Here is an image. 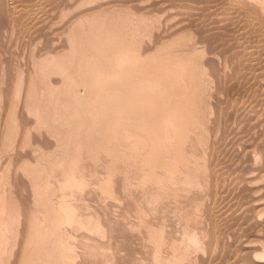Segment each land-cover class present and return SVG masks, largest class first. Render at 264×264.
Here are the masks:
<instances>
[{
	"label": "rangeland",
	"instance_id": "rangeland-1",
	"mask_svg": "<svg viewBox=\"0 0 264 264\" xmlns=\"http://www.w3.org/2000/svg\"><path fill=\"white\" fill-rule=\"evenodd\" d=\"M7 1V2H6ZM54 1V0H53ZM52 0H0V54L1 55V59H0V87L3 90L8 89V99H17V95H18V91H20V81H22V79L24 78L27 80L26 82H28V80H30V77H28V74H31V89H32V94H34V98L32 97L31 101L32 106L35 107L36 104L39 105V108H41L42 106H46L44 107L45 109H47V113L44 111V115L46 114H52L49 111H56L57 109H60L63 111V113L65 112L66 115L62 116V118L57 117V114L59 113L58 111L54 112V114H52L50 121H48L47 123H45L44 121H42L40 123V125H37V123L33 124L35 121L36 122V115L35 113H32V116L34 118H31V124L30 126H28V129L31 130L29 137L27 139V142L24 143L22 146L24 152H22L21 154L17 155V150H16V154L14 155L13 153H11L12 151H10L9 153L5 152L4 154L1 152L3 150L4 145H2V141L0 140L1 143V147L2 150L0 151V160L3 161L2 157H4V159H7L8 156H11L10 158H12L13 160H17V162L13 161L12 167L16 168H12L11 170V175L8 172L7 168L5 170L4 167H2V163L0 165V190L3 188H8V185L10 186V183L8 182L10 180V182H14V191L15 192V198L18 199V201H22L25 202L26 204V210H27V218L29 216V218H31V240L28 236H25L26 234L28 235V231L29 229L23 225H21V229L20 226L18 228V221H16L17 216L13 217L15 218V224L14 222H12V220L9 221V224L14 226L12 230L11 228L9 229L8 227V231L6 232V237L4 238V242H3V246L1 248L0 254H1V261L0 264H9L11 261V263L14 264H18V262H20L19 260H21L20 264H28V257L31 253V264H160L163 260L167 259V257H163L162 253H165L164 251H166V255L170 254L172 255L173 252H177L175 255H178L179 258L176 259V263L175 264H232L231 262H233V264H253L251 263L250 260V256L245 254L248 257H245L244 253L242 251H240L239 244L237 245L236 242L241 239L246 238L244 231V228L241 225H238V222H243L241 220V216L236 215L238 212H236L237 207H235L237 201H238V196L244 194V191H248L250 190V188H252V190L254 192H257V188L259 187V191H261L260 187L262 188V191H264V176H259V174L255 175L253 180H252V186H245L244 183L241 182L242 177L244 178V176L246 174H248L249 171H251L248 168V163L250 165L253 164V162L255 163L258 158H261V151L263 150L261 146H263L264 148V57L261 59V57L259 56H250L249 54H247L249 57H245V56H239V54H236V49H240V47L235 46L234 39L238 38V36L234 38V36L231 33L228 32L230 31V29L232 28L231 25L226 26L229 27L227 28V30L224 28L222 30H219V33H216V37L214 39H216L214 47L221 46V48L223 49V51H225V54H229V56L231 55L230 53H232V58H234L232 60L231 56L228 57L227 60H225V57H221V58H215L213 60H208V62H213V67L208 64V62L206 63V61H204L203 59H201L199 57V59H196L198 57L193 56L192 59H190L191 61H188L189 63L187 64V66L189 64V67L191 66V70L196 71V67H197V72H194L193 74L194 76V84L195 82L197 84H199V86L197 84L194 85V92L197 96L196 100V107L198 108L199 111V117L200 115L205 117V119L203 117H200L201 122L199 121L197 126H194V130L191 131L190 126L187 127V133L184 132V141L182 146L184 147L183 149H187L191 152H193V158L190 162V177H188V181L186 183L185 180H182L183 177L180 174H177V178H175L176 180H178V178H181L179 180H181V182L178 180V182L175 180L174 183L172 182H167V183H163L157 180L158 179V173H159V166L158 165H153L150 162L147 163V158L150 157V154H152L154 152L153 148L155 147L154 141L150 140L153 139L154 137H156V135L154 134H150L153 136H149V134H142L140 133L141 129L140 126L136 125L137 122L134 121H130V124H128V134L126 135L124 133V129L126 128L125 126H121L120 124L116 125L115 129H117V136L113 139V155L110 158V156H108V153L105 151V155H104V151L100 150L99 153H91L90 151H87V148H83V150H80V156L78 158H75L76 160H78V163L76 166H74L71 171L75 172H71L69 168V163L71 161H73L71 157H69L70 155L72 156L74 149V144H76V142H73L75 139L71 136V131L73 132L74 129L71 128L73 123L76 124V118H72V116L68 113L71 111L70 106L66 104L67 107H69V109L67 110L66 107H64L65 103L59 101L57 102V95H62L59 94V91H63L65 90V93H67V95L64 93L62 96H64L66 98V96H69L68 94H70L68 91V89L70 87L63 86L61 84V81L64 80L67 75L64 71H61L59 68L62 66L65 68V70H69L70 64H71V60L74 57H77L79 55L83 56L84 54L87 53V55L92 54L93 51L91 52L90 50V46L89 45H85V43H87L85 40H87L85 37L87 36L90 31V28L88 27L92 22H93V18L97 19L94 14L97 13H92L91 11H95L93 9L94 5L95 7H97L96 11L100 10V1L103 0H98L96 2V4L93 5V3H88V0H55L53 2ZM70 1H75L73 2V4L70 3ZM76 1H78L77 3L80 4L78 6L76 5ZM96 1V0H95ZM94 1V3H95ZM125 2H130L129 0H124ZM171 0H169L170 3ZM178 2H176L177 4L182 2V11L183 9H185L184 12H186V10H190L187 12L192 13L193 10L198 11L197 12V17H199V22H203V23H208V20H211V14L206 10V7H202L203 9H195V7H200L199 4H196V2H194L195 0H177ZM82 2V3H81ZM103 2H107V1H103ZM103 2L102 6H103ZM124 2V3H125ZM172 3L176 4L175 1H171ZM188 2V3H186ZM6 3V4H5ZM22 3V4H21ZM27 5H26V4ZM48 3V4H47ZM53 3V5H52ZM61 3V4H60ZM120 3V5L117 6H113L115 7L114 12L111 11V13L105 12L102 14H97L100 18L102 16L105 17V15H110L111 17L113 16H120V17H124L126 15H130V20L128 18L127 24L129 26V28L131 27V29L134 31L133 35V47L131 46L133 51L134 48V52L137 50L138 52H144L142 53L143 55H150L152 54V52L154 53V51L158 50L156 53H158V57L160 56H164L165 59H169V55H172V53H177L180 49L179 46L181 47L182 44L187 45L188 49L189 46L192 43V39H190V30H187V33L184 31V34H176V35H170V37L168 36V38L166 37V34L168 33L167 30L170 26L167 24H171L172 21H174V17L172 16V11H171V7H168L169 12L166 11V9L160 8L158 5H154L150 6L146 11L145 17H144V23L140 22L142 25L139 26V20L137 22V20L135 21L136 17H137V7H133L135 9H133L130 5V3L132 4V1L130 3ZM186 3V4H185ZM192 3V5H190ZM8 4V5H7ZM30 4V5H29ZM44 4V5H43ZM46 4V5H45ZM55 4V5H54ZM65 4V5H64ZM89 6L92 4V6ZM122 4V5H121ZM185 4V6H184ZM194 4V5H193ZM10 5V6H9ZM18 5V6H17ZM23 7H22V6ZM33 5V6H32ZM35 5V6H34ZM38 5V6H37ZM43 5V6H42ZM100 5V6H99ZM112 6V4H110ZM133 5V4H132ZM189 7H188V6ZM15 6V7H14ZM25 6V7H24ZM37 6V7H36ZM41 6V7H40ZM58 6V8H56ZM67 6V7H66ZM106 7L109 5L106 4ZM109 8H112V7ZM120 6V7H119ZM192 6V7H191ZM5 7V8H4ZM31 7V8H30ZM50 7H52L50 9ZM63 7V8H62ZM75 9H74V8ZM89 7V8H88ZM152 7V8H151ZM187 7L189 9H187ZM9 8V9H8ZM13 8V9H12ZM16 10H15V9ZM27 10H26V9ZM56 8V9H55ZM156 8V9H155ZM158 8V9H157ZM205 8V9H204ZM3 9V10H2ZM6 9V10H5ZM12 9V10H11ZM21 11H20V10ZM38 9V11H37ZM48 9V10H47ZM58 9V10H57ZM65 11H64V10ZM90 9V10H88ZM93 9V10H92ZM160 9V10H159ZM5 10V12H4ZM26 10V11H23ZM31 12H30V11ZM35 10V11H34ZM61 10V11H60ZM80 10V11H79ZM88 10V11H87ZM113 10V8H112ZM157 10V11H156ZM206 10V12H205ZM9 11V12H8ZM12 11V12H11ZM15 11V12H14ZM19 11V12H18ZM37 11V12H36ZM51 11V12H50ZM55 11V12H54ZM58 11V12H57ZM64 11V12H63ZM118 11V12H117ZM129 14H128V12ZM133 11V12H132ZM149 11V12H148ZM165 12L167 14V16L165 17V13L163 14L162 12ZM192 11V12H191ZM194 11V12H195ZM28 12V13H26ZM40 12V13H39ZM60 12V14H59ZM73 12H76L73 13ZM83 12V13H82ZM85 12H87L85 14ZM109 12V11H108ZM147 12L150 14H147ZM158 12V13H157ZM186 12V13H187ZM6 13V14H5ZM8 13V15H7ZM10 13V14H9ZM14 13V14H13ZM26 13V15H25ZM35 15H34V14ZM46 13V15H45ZM119 13V14H118ZM136 13V15H134ZM162 13V14H161ZM169 13V15H168ZM189 13V14H190ZM200 13V14H199ZM203 13V14H202ZM207 13V14H206ZM12 14V16H11ZM16 14V15H15ZM18 14V15H17ZM22 14V15H21ZM42 14V15H41ZM75 14V16H74ZM83 16H81V15ZM133 14V15H132ZM33 15V16H32ZM38 15V16H37ZM41 15V16H40ZM73 15V16H72ZM102 15V16H101ZM207 15V16H206ZM9 16V17H8ZM11 16V17H10ZM18 16V17H17ZM21 16V17H20ZM23 16V17H22ZM26 16V17H25ZM64 16V17H63ZM71 16V17H70ZM79 16V18L77 17ZM106 16V17H107ZM115 16V17H116ZM172 16V17H171ZM175 16V15H174ZM204 16V17H203ZM7 17V18H5ZM17 17V19H16ZM34 17V18H33ZM38 17V18H36ZM50 19H49V18ZM76 17V18H75ZM103 17V18H104ZM105 17V18H106ZM110 17V18H111ZM170 19H169V18ZM23 18V19H22ZM59 20H58V19ZM70 18V19H69ZM87 18V19H86ZM109 19V16L107 17ZM118 18V17H117ZM134 18V19H133ZM172 18V19H171ZM13 19V20H12ZM26 19V21H25ZM31 19V20H30ZM37 19V20H36ZM41 19L43 21H41ZM49 19V20H48ZM67 19V20H66ZM78 19V21H77ZM80 19V20H79ZM132 19V20H131ZM203 19V20H202ZM17 20V21H16ZM23 20V21H22ZM54 22H53V21ZM70 20H73L72 23ZM87 20V21H86ZM164 20V21H163ZM166 20V22H165ZM172 20V21H171ZM3 21V22H2ZM7 21V22H6ZM14 21V22H12ZM20 21V22H19ZM22 21V22H21ZM28 21V22H27ZM45 21V24L43 23ZM58 21V22H57ZM70 21V22H69ZM84 21V22H83ZM131 21V22H130ZM135 21V22H134ZM170 21V22H169ZM31 22V23H30ZM48 22V23H47ZM63 22V23H62ZM75 22V23H74ZM80 22H82L83 24H81ZM129 22V23H128ZM134 22V24L132 23ZM138 25H137V23ZM147 25H146V23ZM158 22V23H156ZM233 24H236V20L233 19L232 20ZM5 23V24H3ZM8 23V24H7ZM16 23V24H14ZM24 23V24H21ZM33 23V24H32ZM38 23V25H37ZM50 23V24H49ZM77 23V24H76ZM131 23V24H130ZM160 23V24H159ZM7 24V27H6ZM12 24V25H11ZM48 24V25H47ZM52 24V25H51ZM65 24L67 26H65ZM164 24V25H163ZM28 25V26H27ZM44 25V26H43ZM70 25V26H69ZM86 25V26H85ZM14 26V27H13ZM16 26V27H15ZM25 26V27H24ZM41 26V27H39ZM58 26V27H56ZM62 26V27H60ZM65 26V27H64ZM133 26V27H132ZM135 26V27H134ZM150 26V27H149ZM167 30H165V28ZM10 27V28H9ZM22 27V28H21ZM32 27V28H30ZM55 27V28H54ZM75 27V28H74ZM161 27V30H160ZM15 28V29H13ZM30 28V29H29ZM51 28V29H50ZM54 28V29H53ZM59 28V29H58ZM65 32H64V30ZM67 28V29H66ZM70 28V29H69ZM82 28L84 29L83 31L85 33L88 32V34H84V32L82 31ZM87 28V29H86ZM89 28V29H88ZM2 29V30H1ZM4 29V30H3ZM7 29V31H6ZM9 29V30H8ZM20 29V30H18ZM23 29V30H22ZM38 29V30H36ZM42 31H40V30ZM53 29V30H52ZM15 30V31H14ZM27 30V32H26ZM46 30V31H45ZM50 30V31H49ZM67 30V31H66ZM156 30V31H155ZM4 31V32H3ZM11 31V33H10ZM13 31V32H12ZM45 31V33H44ZM80 31H82V33H80ZM87 31V32H86ZM165 32V36L163 35ZM22 32V33H21ZM42 32V33H41ZM50 32V33H49ZM53 32V33H52ZM55 32V33H54ZM223 32V33H222ZM227 32V33H226ZM13 33V34H12ZM16 33V34H15ZM38 33V34H37ZM41 33V34H39ZM48 33V34H46ZM57 33V34H56ZM8 34V35H7ZM34 34V35H33ZM43 34V35H42ZM46 34V35H45ZM55 34V35H53ZM72 34V35H71ZM92 34V36H91ZM91 34H89L88 36L91 40V38L93 37V33L91 31ZM152 34V35H151ZM162 34V36H161ZM186 36H182L185 35ZM219 34V35H218ZM231 34V35H230ZM255 34H261V31H256ZM2 35V36H1ZM5 35V36H4ZM16 35V36H15ZM40 35V36H39ZM50 35V37H49ZM84 35V37H83ZM155 35V36H154ZM158 37H157V36ZM160 35V37H159ZM221 35V36H220ZM223 35V36H222ZM4 36V37H3ZM22 36V37H21ZM37 36V37H36ZM48 36V37H47ZM54 36V37H52ZM67 36V37H66ZM154 39H150L153 38ZM164 36V37H163ZM176 36V37H175ZM179 36H182V40L184 39L182 43L180 40H177ZM206 36V35H205ZM211 36V35H210ZM7 37V38H6ZM65 37V38H64ZM70 37V38H69ZM166 37V38H165ZM187 37V38H186ZM15 38V39H14ZM17 38V39H16ZM40 38V39H38ZM51 38V39H50ZM85 38V39H84ZM171 38V39H170ZM173 38V39H172ZM177 38V39H176ZM186 38V39H185ZM5 40V41H2ZM12 39H14L12 41ZM159 39V40H158ZM188 39V40H187ZM190 39V40H189ZM213 39V40H214ZM230 39V40H229ZM9 40V43H8ZM18 40V43H17ZM20 40V41H19ZM57 42H56V41ZM155 40V42L153 41ZM161 40V42H160ZM174 40H177L176 42H174ZM224 40V42H222ZM232 40V41H231ZM236 40V39H235ZM22 41V42H21ZM27 41V42H26ZM30 41V42H29ZM50 41L52 42L50 44ZM152 41V42H151ZM180 41V43L178 42ZM221 41V42H220ZM229 43H227V42ZM237 41V40H236ZM245 43L248 41V39H244ZM14 42V43H13ZM24 42V43H23ZM56 44H55V43ZM59 42V43H58ZM61 42V43H60ZM66 42V43H65ZM85 42V43H84ZM148 42V43H147ZM174 42V43H173ZM179 43L175 44V43ZM191 42V43H190ZM7 43V44H6ZM79 43V44H78ZM153 45H152V44ZM164 43V44H163ZM187 43V44H186ZM226 43V44H225ZM31 44V45H30ZM46 44V45H45ZM53 44V46H52ZM58 44V45H57ZM59 44H63L62 46H60ZM67 44V45H66ZM145 46H144V45ZM150 44V45H149ZM181 44V45H180ZM219 44V45H217ZM12 47H10V46ZM15 45V46H14ZM59 47H57V46ZM142 45V46H141ZM155 45V46H154ZM159 45L161 47H159ZM163 45V46H162ZM177 45V46H176ZM189 45V46H188ZM226 45V47H225ZM147 47V48H146ZM153 47V50H152ZM156 47V50H154ZM164 47V48H163ZM177 47L179 50H177ZM186 46H182V48L184 49ZM187 47L185 49H187ZM232 47H236L235 49H233ZM238 47V48H237ZM264 47V46H263ZM262 47V48H263ZM13 50H11V49ZM16 48V49H15ZM53 48V49H52ZM78 48V49H77ZM139 48V49H138ZM158 48V49H157ZM170 48V49H169ZM229 48V49H228ZM261 48V49H262ZM2 49V51H1ZM4 49V50H3ZM6 49V50H5ZM10 51H7L9 50ZM58 49V50H57ZM143 49V50H142ZM149 51H148V50ZM160 49V50H159ZM231 49V50H230ZM234 51H233V50ZM45 50V51H44ZM72 50V51H71ZM78 50V51H77ZM151 50V51H150ZM177 50V51H176ZM14 51V52H13ZM43 51V52H42ZM70 51V52H69ZM82 51V52H81ZM160 51V53H159ZM230 51V53L228 52ZM263 51V50H262ZM20 52V54H19ZM23 54H22V53ZM56 52V54H55ZM74 52V53H73ZM85 52V53H83ZM134 52H131L132 54ZM148 52V53H147ZM164 52V53H163ZM235 52V54H234ZM8 53L10 55H8ZM27 53V54H26ZM44 53V55H43ZM48 53V54H46ZM71 53L73 55H71ZM155 53V55H157ZM170 53V54H169ZM41 54V55H40ZM54 54V55H53ZM58 54V55H57ZM70 54V55H68ZM160 54V56H159ZM168 54V55H167ZM175 54L170 56L171 58L174 56ZM13 55V56H12ZM21 55V56H20ZM77 55V56H76ZM154 55V54H153ZM166 55L168 57H166ZM236 55V56H235ZM238 55V56H237ZM7 56V57H6ZM9 56V57H8ZM46 56V57H45ZM40 57V58H39ZM51 57V58H50ZM62 57V58H61ZM173 57V58H174ZM196 57V58H195ZM239 57V58H238ZM25 58V59H24ZM231 58V59H229ZM8 59V60H7ZM12 59V60H11ZM15 59V60H14ZM17 59V60H16ZM23 59V60H22ZM29 59V60H28ZM43 59V60H42ZM63 59V60H62ZM156 59V58H155ZM256 59V60H255ZM14 60V61H13ZM28 60V61H27ZM36 60V61H35ZM217 60V61H216ZM221 60V61H220ZM232 60V62H231ZM242 60V61H241ZM13 61V62H12ZM24 61V62H23ZM33 61V62H32ZM66 61V63H65ZM111 61V60H110ZM193 61V62H192ZM224 61V62H223ZM229 61V62H228ZM234 61V62H233ZM251 61V62H250ZM256 61V62H254ZM263 61V62H261ZM9 62V63H7ZM16 62V64H15ZM42 62V63H41ZM60 62V63H59ZM63 62V63H62ZM202 62V63H201ZM228 62V63H227ZM241 62V63H240ZM247 62V63H246ZM253 62V63H252ZM19 63V64H18ZM28 63V64H27ZM113 63V61H112ZM152 63V62H151ZM187 63V62H185ZM217 65L215 66L214 65ZM219 63V64H218ZM257 63V64H256ZM31 64V65H29ZM64 64V65H63ZM105 64V63H104ZM115 66V63H113ZM206 64H208V66H210V70L207 68V66H205ZM231 64V65H230ZM234 64V65H233ZM245 64V65H244ZM20 65V66H19ZM59 65V66H58ZM61 65V66H60ZM69 65V67H67ZM219 65V66H218ZM239 65V68H238ZM252 65V67H251ZM10 66V67H9ZM24 66V67H23ZM42 66V67H41ZM113 66V67H114ZM205 66V67H204ZM223 66V67H222ZM229 66V67H227ZM236 66V67H235ZM12 67V68H11ZM23 67V68H22ZM29 67V68H28ZM205 71V75L203 74V68ZM225 67V68H224ZM248 67V68H247ZM262 67V68H261ZM15 68V69H14ZM36 68V69H35ZM214 68V69H213ZM221 68V69H220ZM228 68V70H227ZM252 68V69H251ZM254 68V69H253ZM7 69V70H6ZM23 69V70H22ZM25 69V71H24ZM28 69L30 71H28ZM114 68H112L113 70ZM219 69V70H218ZM226 69V71H224ZM230 69V70H229ZM239 71H237V70ZM243 69V70H242ZM10 70V72H9ZM12 70V71H11ZM15 70V71H14ZM17 70V71H16ZM54 70V71H53ZM115 70V69H114ZM201 70V71H200ZM209 70V71H208ZM211 70H213L215 73L216 77H218V79L216 77L213 78V75H211V73L213 74L214 72H210ZM222 70V71H221ZM236 70V71H235ZM250 70V71H249ZM254 70V71H252ZM260 72H259V71ZM19 71L21 72L19 75ZM235 71V73H234ZM248 71V72H247ZM7 72V73H6ZM15 72V73H14ZM18 72V73H17ZM24 72V73H23ZM26 72V73H25ZM32 72V73H29ZM114 72V71H112ZM202 72V73H201ZM237 72V73H236ZM239 72V73H238ZM256 72V73H255ZM258 72V73H257ZM263 72V73H262ZM23 73V75H22ZM197 73V74H195ZM225 73V74H224ZM228 73V74H227ZM243 73L245 74L243 76ZM247 73V74H246ZM9 74V75H8ZM11 74H13L11 76ZM42 74V75H41ZM204 76H203V75ZM219 74L222 76H219ZM27 75V76H25ZM79 75V74H78ZM78 75H72L69 79L74 83H77L79 81L82 80V76L78 77ZM202 75V76H201ZM259 75V76H258ZM4 76V77H3ZM17 76V78H16ZM75 76V77H74ZM226 76V77H225ZM229 76V77H228ZM243 76V77H242ZM253 76V77H252ZM8 77V78H7ZM14 77V78H13ZM59 77V78H58ZM69 77V75H68ZM200 77V78H199ZM222 79H221V78ZM247 77V78H246ZM249 77V78H248ZM5 78V79H4ZM13 78V79H12ZM21 78V79H20ZM52 78V79H51ZM63 78V79H62ZM233 78V79H232ZM245 78V79H244ZM255 78V79H254ZM18 79V80H17ZM62 79V80H61ZM69 79H67V83H69L70 81H68ZM81 79V80H79ZM228 79V80H227ZM240 79V80H239ZM251 79V80H250ZM261 79L263 81H261ZM9 82H8V81ZM78 80V81H76ZM204 80V81H203ZM215 82H214V81ZM216 80H218L216 82ZM225 80H227L225 82ZM234 80V81H233ZM251 82H250V81ZM1 81L3 82V84L1 83ZM5 81V82H4ZM38 81V83H37ZM198 81V82H197ZM214 83H213V82ZM248 81V82H247ZM253 81V82H252ZM8 82V83H7ZM42 82V83H41ZM49 82V83H48ZM55 82V83H54ZM201 82V83H200ZM212 82V83H211ZM221 82V83H220ZM229 82V83H228ZM261 82V83H260ZM263 82V83H262ZM5 83H7L6 87ZM14 83V84H13ZM16 83V84H15ZM40 83V84H39ZM57 83V84H56ZM60 83V84H59ZM74 83V85H75ZM236 83V85H235ZM238 83V84H237ZM254 83V84H253ZM256 83V84H255ZM2 84V85H1ZM208 84V85H207ZM214 84L215 86L213 87ZM258 84V85H257ZM263 84V86H262ZM11 85V86H10ZM35 87H34V86ZM62 85V86H61ZM198 86L195 87V86ZM249 85V86H248ZM260 85V86H259ZM43 86V87H42ZM217 86V87H216ZM232 86V87H231ZM245 86V87H244ZM257 86V87H256ZM65 87V88H64ZM213 87V89H212ZM219 87H221L219 89ZM234 87V88H233ZM240 87V88H239ZM253 87V88H252ZM256 87V88H255ZM261 87V88H259ZM19 88V90L17 89ZM85 87L82 86V88L80 87V92L83 91ZM200 88V91L198 90L196 93V90ZM205 88V89H204ZM215 88V89H214ZM245 88V89H244ZM252 88V89H251ZM263 88V89H262ZM2 89H0V91H3ZM13 89V90H12ZM37 92H36V90ZM55 89V90H54ZM74 89V87H73ZM219 89V90H218ZM222 89V90H221ZM226 89V90H225ZM239 91H238V90ZM249 89V90H248ZM52 93L54 92L53 95V100L49 99L48 102L52 101L53 103H51L49 105V103L45 102V105H43V101L44 99H47V91ZM224 90V92H223ZM262 90V92H261ZM211 91V92H210ZM252 91V92H251ZM254 91V92H253ZM259 91V92H258ZM17 92V93H15ZM56 92V94H55ZM85 91H83L84 93ZM202 92V93H201ZM214 94H213V93ZM217 94H216V93ZM231 92V93H230ZM261 92V93H260ZM12 93V94H11ZM36 93V95H35ZM44 93V94H43ZM46 93V94H45ZM204 93V94H203ZM212 93V94H211ZM230 93V94H229ZM240 93V94H239ZM263 93V94H262ZM10 94V95H9ZM17 94V95H16ZM210 94V95H209ZM225 94V95H224ZM253 94V95H252ZM201 95L203 96V98H201ZM230 95V96H229ZM237 95V96H236ZM14 97L12 99V97ZM207 96V97H206ZM239 96V97H238ZM241 96V97H240ZM255 96V98H254ZM10 97V98H9ZM46 97V98H45ZM70 97V96H69ZM200 97V98H199ZM209 97V98H208ZM217 97V98H216ZM224 97V98H223ZM227 97V98H226ZM68 98V97H67ZM208 98V99H207ZM216 98V99H215ZM220 98V99H219ZM232 98V99H231ZM259 98V99H258ZM34 99V100H33ZM40 99V100H38ZM70 99V98H68ZM236 99V100H234ZM254 99V100H253ZM45 100V101H47ZM202 101V102H199ZM217 100V101H216ZM231 100V101H230ZM261 100V101H260ZM199 103H198V102ZM230 101V102H229ZM35 102V104H34ZM42 102V103H41ZM245 102V104H244ZM201 103L202 106H200L199 104ZM214 103V104H212ZM226 103V104H225ZM237 103V104H236ZM242 103V104H239ZM250 103V104H249ZM254 103V104H253ZM258 103V104H257ZM57 104V105H56ZM206 104V105H205ZM230 104V105H229ZM235 104V105H234ZM239 104V105H238ZM248 104V105H247ZM244 105V106H242ZM49 106V107H48ZM205 110H204V107ZM242 106V107H241ZM261 106V107H260ZM199 107H203V108H199ZM227 107V108H226ZM240 107V109H239ZM246 107V108H245ZM259 107V108H258ZM57 108V109H56ZM66 108V110H65ZM213 108V109H212ZM221 108V109H220ZM231 108V109H230ZM252 108V109H251ZM255 108V109H254ZM201 109V110H199ZM234 109V110H233ZM236 109V110H235ZM238 109V110H237ZM263 109V110H261ZM65 110V111H64ZM204 110V111H203ZM208 110V111H207ZM222 110V111H221ZM202 111V113H201ZM238 113H234V112ZM239 111V112H238ZM254 111V112H252ZM259 113H258V112ZM256 112V113H255ZM251 113V114H250ZM261 113V114H260ZM49 114V115H50ZM60 114V113H59ZM58 114V116H59ZM208 114V115H207ZM229 114V115H228ZM235 114V115H234ZM244 114V115H243ZM247 114V115H246ZM253 114V115H252ZM54 115V116H53ZM250 115V116H248ZM258 115V116H257ZM69 116V118H68ZM224 116V117H223ZM228 116V117H227ZM241 116V117H239ZM57 117V119H56ZM65 117H67V120ZM84 117V116H83ZM216 117V118H215ZM218 117V118H217ZM222 117V118H221ZM251 117V118H250ZM257 117V118H256ZM260 117V118H259ZM55 118V119H54ZM86 117H84L85 119ZM216 120H215V119ZM226 118V119H225ZM236 118V119H235ZM244 118V119H243ZM248 118V119H247ZM255 118V119H254ZM35 119V120H34ZM54 119V120H53ZM62 119V120H61ZM67 121H66V120ZM204 119V120H203ZM228 119V122H227ZM254 119V120H253ZM257 119V120H256ZM20 119L17 120L16 123V127L17 124L19 127L22 126V124L19 121ZM53 120V121H52ZM64 120L66 122H64ZM74 120V121H73ZM87 120L89 121V117H87ZM91 120V119H90ZM240 120V121H239ZM246 120V121H245ZM247 120H249L247 122ZM258 122H256V121ZM63 121V123H62ZM70 121H72L70 123ZM100 124H101V120ZM98 121V122H99ZM215 121V122H213ZM226 121V123H225ZM231 121V122H230ZM237 121V122H236ZM243 121V122H242ZM132 122V123H131ZM204 122V123H203ZM221 122V123H220ZM246 122V123H245ZM254 122V123H253ZM45 123V124H43ZM66 123V124H65ZM89 123V122H87ZM202 123V124H201ZM241 123H244L241 124ZM251 123V124H250ZM253 123V124H252ZM255 123L257 125H255ZM99 124V123H98ZM132 124V126H131ZM201 124V125H200ZM208 124V125H207ZM213 124V125H212ZM241 124V126H239ZM262 124V125H261ZM48 125V126H47ZM62 125V126H61ZM103 125V124H102ZM100 126L104 128V126ZM170 125V126H168ZM212 125V126H211ZM224 125V126H223ZM243 125V126H242ZM247 125V126H246ZM253 125V126H252ZM57 126V127H56ZM66 126V127H65ZM201 126V127H200ZM205 128H204V127ZM256 126V127H255ZM258 126V127H257ZM261 126V128H260ZM46 127V128H44ZM50 127V128H49ZM123 127V128H122ZM133 127V128H132ZM213 129L214 131L212 132L213 134H211V132L206 131V133L203 131H205V129L207 130V128ZM214 127V128H213ZM241 127V128H240ZM250 127V128H249ZM35 128V129H34ZM63 128V130H62ZM83 128V127H82ZM81 128V130H83ZM122 128V129H121ZM138 128V129H137ZM189 128V129H188ZM192 128V127H191ZM202 130L200 131L199 130ZM232 128V129H231ZM244 130H243V129ZM247 128V129H246ZM259 128V129H258ZM33 129V130H32ZM42 129V130H41ZM73 129V130H71ZM134 129V130H133ZM165 129V131H164ZM196 129V131H195ZM204 129V130H203ZM218 129V130H217ZM221 129V130H220ZM237 129V130H236ZM239 129V130H238ZM242 129V130H241ZM254 129V130H253ZM71 130V131H70ZM140 132H139V131ZM169 130V131H167ZM174 130V131H173ZM201 132H199V131ZM224 130V131H223ZM236 130V131H235ZM262 130V131H261ZM51 131V132H50ZM58 131V132H57ZM70 131V132H69ZM171 131V132H170ZM191 131V133L189 132ZM195 131V132H194ZM242 131V132H241ZM247 131V132H246ZM258 131V132H256ZM35 132V133H34ZM42 132V133H41ZM62 132V133H61ZM138 134H137V133ZM172 134H170V133ZM207 132L209 133V135L207 134ZM223 132V133H222ZM226 132V133H225ZM251 132V134H250ZM74 133V132H73ZM140 133V134H139ZM190 133V134H189ZM197 133V134H196ZM247 133V134H246ZM257 133V134H256ZM260 133V134H259ZM32 134V135H31ZM36 134V136H35ZM42 134V136H41ZM58 134V135H57ZM164 134V135H163ZM166 134V135H165ZM194 134V135H193ZM203 134V135H202ZM211 134V135H210ZM221 138H220V136ZM233 134V135H232ZM237 134V135H236ZM240 134V135H239ZM246 134V135H245ZM263 134V135H262ZM34 135V137H33ZM64 135V136H63ZM67 135V136H66ZM119 135V136H118ZM170 135V137H169ZM202 135V136H201ZM216 135V137H215ZM259 135L261 137H259ZM71 136V139H69ZM83 137V135H81ZM103 135L101 134V137L97 139H103L102 137ZM148 136V137H147ZM230 136V137H229ZM234 136V137H233ZM240 136V137H239ZM243 136V137H242ZM250 136V137H249ZM32 137V138H31ZM140 137V138H139ZM153 137V138H152ZM162 137H163V143L166 144L168 146V144H172L174 145L175 143L177 144L178 142V138L179 136L176 135L175 136V129L174 126H172L171 124H166L163 129H162ZM187 137V138H186ZM189 137V138H188ZM223 137V138H222ZM238 137V138H237ZM248 137V138H247ZM253 137V138H252ZM1 138V137H0ZM30 138L32 140H30ZM37 138V139H35ZM165 138V139H164ZM174 138V139H173ZM214 140H213V139ZM216 138V139H215ZM219 138V139H218ZM227 140H226V139ZM246 138V139H245ZM258 138V139H257ZM261 138V140H260ZM67 139V140H66ZM123 139V140H122ZM138 139V140H137ZM149 139V140H148ZM172 139V140H171ZM194 139V141H192ZM222 139L224 141H222ZM249 139V140H248ZM256 139V142H255ZM44 140V141H43ZM53 140V141H52ZM61 140V141H60ZM71 140H73L71 142ZM177 140V141H175ZM202 140V142H201ZM209 140V141H208ZM218 140V141H217ZM241 140V141H240ZM253 140V142H252ZM33 141V142H31ZM36 141V142H35ZM119 141V142H118ZM168 141V142H167ZM171 141V142H170ZM205 141V142H204ZM208 141V142H207ZM213 141V142H212ZM216 141V142H215ZM247 141V142H246ZM249 141V142H248ZM262 141V142H261ZM40 145H39V143ZM41 142L43 143V145L41 144ZM45 142V143H44ZM51 142V143H50ZM54 142V143H53ZM64 142V143H62ZM122 142V143H121ZM152 142V144H150ZM191 144H190V143ZM219 142V144H218ZM223 142V143H222ZM230 142V144H229ZM236 142V143H235ZM240 144H239V143ZM244 142V144L242 143ZM248 144H246V143ZM252 142V144H251ZM50 145H49V144ZM59 143V144H57ZM174 143V144H173ZM188 143V144H187ZM205 143V145H204ZM232 143V144H231ZM258 143V144H257ZM260 143V145H259ZM54 144V145H51ZM73 144V145H72ZM195 144V145H194ZM222 144V145H221ZM246 144V145H245ZM251 145H256L258 146V148L260 147V152L257 149V146H250ZM34 145V146H33ZM42 145V146H41ZM45 145V146H44ZM47 145V146H46ZM49 145V146H48ZM193 145V146H192ZM208 145V146H207ZM216 145V146H215ZM236 145V146H235ZM245 145V146H243ZM44 146V147H43ZM52 146V147H51ZM58 146V147H57ZM64 146V147H63ZM67 146V147H66ZM192 146V147H191ZM219 146V147H218ZM227 146V147H226ZM243 146V147H242ZM0 147V148H1ZM25 147V148H24ZM84 147V145H83ZM139 147V149H138ZM151 147V148H150ZM169 147V146H168ZM217 147V148H216ZM229 147V148H228ZM236 147V148H235ZM245 147V148H244ZM251 147V148H250ZM255 147L254 150H252ZM53 148V149H52ZM59 148V149H58ZM61 148V149H60ZM66 148V149H65ZM71 148V149H70ZM75 148V147H74ZM200 148V149H199ZM244 148V149H243ZM43 149V150H42ZM46 149V150H45ZM87 149V150H86ZM137 149V150H136ZM153 151H151V150ZM205 149V150H203ZM213 149V150H212ZM219 149H221L219 151ZM37 150V151H36ZM48 150V151H47ZM86 150V151H85ZM195 150V151H194ZM201 150V151H200ZM234 150V152H233ZM240 150V151H239ZM246 150V151H243ZM61 153H59V152ZM67 151V152H66ZM70 151V152H69ZM152 153H151V152ZM188 151L187 153L189 154ZM203 151V152H202ZM210 151V152H208ZM219 151V152H218ZM249 151V152H248ZM252 155H251V153ZM49 152V153H48ZM63 152V153H62ZM66 152V153H65ZM87 152V154H86ZM89 152V153H88ZM103 152V153H102ZM196 152V153H195ZM225 152V153H224ZM228 154H227V153ZM255 152V155H254ZM259 152V153H258ZM56 153V154H55ZM59 153V154H58ZM101 153V154H100ZM204 153V154H203ZM251 155L248 156L246 154ZM260 155H258V154ZM12 154V155H11ZM28 154V155H27ZM64 154V155H63ZM67 154V155H66ZM69 154V155H68ZM95 154V155H94ZM100 154V155H99ZM116 154V155H115ZM140 154V155H139ZM237 154V155H236ZM204 155V156H202ZM212 155V156H211ZM214 155V156H213ZM245 155V156H244ZM31 158H30V157ZM36 156V157H35ZM46 156V157H45ZM63 156V158H62ZM108 156V157H107ZM128 156V157H127ZM199 156V157H198ZM208 156V157H207ZM211 156V157H210ZM222 156V157H221ZM239 156V157H238ZM248 156V157H246ZM254 156V157H253ZM65 157V158H64ZM67 157V158H66ZM90 157V158H89ZM102 157V158H101ZM198 157V158H197ZM229 157V158H228ZM231 157V158H230ZM236 157V158H235ZM243 160H241L242 158ZM251 157V160L254 158V160H250L249 158ZM256 157V159H255ZM18 158V159H17ZM21 158V159H20ZM36 158V159H35ZM52 158V159H51ZM111 159L110 162L111 166H110V170H111V180L109 175L107 174V161L106 159ZM153 159H155L154 157H152ZM212 158V159H211ZM226 158V159H225ZM61 159V160H60ZM87 159V160H86ZM137 159V160H136ZM195 159V160H194ZM207 159V160H206ZM249 159V160H248ZM60 160V161H59ZM90 160V161H89ZM133 160V161H132ZM140 160V161H139ZM220 164H219V162ZM224 160V161H223ZM229 160V161H228ZM234 160V161H233ZM0 161V162H1ZM50 161V162H49ZM69 161V163H68ZM87 161L89 163H87ZM149 161V160H148ZM210 161V162H209ZM241 161V163H240ZM258 161H263L258 160ZM23 162V163H22ZM64 162V163H62ZM209 162V163H208ZM232 162V164H231ZM238 162V163H237ZM244 162V164H243ZM22 163V164H21ZM59 163V164H58ZM62 163V164H61ZM72 163V162H71ZM91 163V165H90ZM206 163V164H205ZM211 163V164H210ZM216 163V164H215ZM218 163V165H217ZM228 163V164H227ZM235 163V164H234ZM258 162H256L257 164ZM82 164V165H81ZM192 164V165H191ZM208 164V165H207ZM213 164V165H212ZM225 164V165H224ZM230 164V165H229ZM237 164V166H236ZM260 164V163H259ZM21 165V166H20ZM37 165V166H36ZM102 165V166H101ZM204 165V166H203ZM206 165V167H205ZM211 165V166H209ZM215 165V166H214ZM228 165V166H227ZM239 165V166H238ZM243 165V166H242ZM246 165V166H245ZM33 166V167H32ZM68 166V167H67ZM194 166V167H193ZM220 166V168L218 169V167ZM222 166V167H221ZM226 166V167H225ZM230 166V167H229ZM19 167V168H18ZM49 167V168H48ZM93 167V169H92ZM123 167V169H122ZM137 167V168H136ZM210 167V168H209ZM217 167V168H216ZM225 167V168H224ZM239 167L244 168L243 169H239ZM4 170H3V169ZM30 168H31V174L33 171L38 170L41 171V175H39V179L37 178V174L35 175L33 172V175L30 174ZM37 168V169H36ZM44 168V169H42ZM58 168V169H57ZM66 168V169H65ZM98 168V169H97ZM118 168V169H117ZM120 168V169H119ZM200 168V169H199ZM214 168V169H213ZM233 168V169H231ZM49 169V170H48ZM65 169V170H64ZM75 169V170H74ZM143 169V170H142ZM226 169V170H225ZM228 169V170H227ZM18 170V171H17ZM68 170V171H67ZM78 170V171H77ZM90 173H89V171ZM195 170V172H194ZM224 170V171H223ZM234 172H233V171ZM249 170V171H247ZM45 171V172H44ZM56 171V172H55ZM67 171V172H66ZM118 171V172H117ZM123 171V172H122ZM154 171V172H153ZM193 171V172H192ZM218 172V174L216 172ZM221 171V172H220ZM237 171H239L237 173ZM243 171V172H242ZM55 172V173H54ZM60 172V173H59ZM68 173V174H65ZM109 172V171H108ZM126 172V173H125ZM146 172V173H145ZM158 172V173H155ZM203 172V173H202ZM212 172V173H211ZM214 172V173H213ZM245 172V173H244ZM15 173V176H14ZM19 173V174H18ZM44 173V174H43ZM70 173V174H69ZM102 173V174H101ZM124 173V174H123ZM200 173V174H199ZM209 173V174H208ZM228 173V174H227ZM13 174V175H12ZM43 174V176H42ZM58 174V175H57ZM75 176H74V175ZM76 174L78 176H76ZM106 174V175H105ZM149 174H153V175H149ZM192 174V176H191ZM197 174V175H196ZM206 176H205V175ZM223 174V175H222ZM230 174V175H229ZM235 174V176H234ZM238 174H240L238 176ZM244 176H243V175ZM18 175V176H17ZM72 176L71 178H69L70 176ZM126 175V176H125ZM210 175V177H209ZM228 175V176H226ZM60 176V177H59ZM69 176V177H68ZM100 176V177H99ZM108 176V177H107ZM150 178H149V177ZM213 176V177H212ZM215 176V177H214ZM17 179H16V178ZM19 177V178H18ZM36 177V178H35ZM41 177V178H40ZM65 177V178H64ZM68 177V178H67ZM80 177V180L82 182H80V180L78 179ZM108 178L110 180V183L108 185H106V181ZM115 177V178H114ZM194 177V178H193ZM207 177V178H206ZM223 177V178H222ZM263 177V178H262ZM4 178V179H3ZM22 178V179H21ZM43 178V179H42ZM46 178V179H45ZM74 178V179H73ZM94 178V179H93ZM156 178V179H154ZM203 178V179H202ZM220 178V180H218ZM222 178V180H221ZM240 178V181H239ZM9 179V180H8ZM13 179V180H12ZM50 179V180H49ZM68 179H72V184L70 183V181ZM106 179V181H105ZM150 179V180H148ZM153 179V180H152ZM191 179V180H190ZM207 179V180H205ZM208 179L210 180V183L208 181ZM214 179V180H213ZM218 181H217V180ZM227 179V180H226ZM232 179V180H230ZM260 181H259V180ZM21 180V181H20ZM34 181H38L37 183L41 182V181H45L47 182L46 184V189L49 191V195L53 197V200L51 202L52 206L54 208V213H53V218L51 221V224H53V227L55 229V233L54 235H52L50 237V240L48 243H46V246L52 245L56 243L57 240V244L59 247H55L57 249L55 254L53 256H49L47 258V255L40 252L42 250H45V248H43L42 246V242H41V237L44 234V232L47 230L46 227H48V223L46 221H41L42 217H40V219H38L39 217H37L38 215L41 214V208H39L40 204L39 202H37L36 200V187H35V183ZM74 180H79L76 181ZM89 180V181H88ZM146 180V181H145ZM224 180V182H223ZM237 180V182H236ZM7 181V182H6ZM24 181V182H23ZM49 181V182H48ZM64 181V182H63ZM69 181V182H68ZM96 181V182H95ZM158 181V182H157ZM205 181H206V186H205ZM208 181V182H207ZM216 181V182H213ZM222 181V182H221ZM226 181V182H225ZM231 183H230V182ZM263 181V182H262ZM95 182V183H94ZM219 182V184H218ZM241 182V183H240ZM28 183V184H27ZM79 183V184H78ZM211 184L209 186V184ZM235 183V184H234ZM237 183V185H236ZM259 183V184H258ZM8 184L7 186L4 185ZM19 184V185H18ZM51 184V185H50ZM66 184V185H65ZM113 184V185H112ZM121 184V185H120ZM130 184V185H129ZM148 184V185H147ZM244 184V185H242ZM3 185V186H2ZM127 185V186H126ZM164 185V186H163ZM204 185V186H203ZM215 185V186H214ZM222 185V186H221ZM224 185V186H223ZM232 185V186H231ZM256 185V186H255ZM16 186V188H15ZM27 186V187H26ZM34 186V188H33ZM100 186V187H99ZM115 186V187H114ZM182 186V187H181ZM226 186V187H225ZM235 186V187H234ZM241 186V188L239 187ZM90 187V188H89ZM111 187V188H110ZM151 187V188H150ZM154 187L156 189H154ZM188 187V188H187ZM216 187V188H215ZM229 187V188H228ZM239 187V188H238ZM247 187V188H246ZM255 187V188H254ZM257 187V188H256ZM23 188V189H22ZM26 188V190L24 189ZM30 188V189H29ZM33 188V189H32ZM92 188V189H91ZM121 188V189H120ZM169 188V189H168ZM212 188V190H211ZM235 188V189H234ZM244 188V189H243ZM18 189V190H16ZM82 189V190H81ZM136 189V190H135ZM141 189V190H139ZM153 189V190H152ZM165 189V190H162ZM184 189V190H182ZM195 189V190H194ZM210 189V190H209ZM228 189V190H226ZM233 189V190H232ZM255 189V190H254ZM91 190V191H90ZM188 190V192H187ZM208 192H207V191ZM221 190V191H220ZM232 190V191H231ZM244 190V191H243ZM18 191V193H17ZM89 191V192H88ZM96 191V193L94 192ZM99 191V192H98ZM177 191V192H176ZM191 191V192H190ZM88 192V194H87ZM134 192V193H133ZM171 192V193H170ZM182 192V194H181ZM216 192V193H215ZM227 192V193H226ZM238 192V194H237ZM241 192V193H240ZM31 193V194H30ZM35 193V194H34ZM78 193V194H77ZM117 193V194H116ZM128 193V194H127ZM139 193V194H137ZM146 193V194H145ZM158 193V194H157ZM194 193V194H193ZM211 193V194H210ZM218 193V194H217ZM226 193V195H225ZM263 194L260 195H264V192H261ZM29 194V195H28ZM96 194V195H95ZM132 194V195H131ZM137 194V195H136ZM145 194V195H144ZM157 194V195H156ZM174 194V195H173ZM182 199L181 198V196ZM208 196H207V195ZM229 194V195H228ZM232 194V195H231ZM240 194V195H239ZM258 194V193H257ZM85 195V196H84ZM89 195V196H88ZM117 195V196H116ZM129 195V196H128ZM139 195V196H138ZM163 195V196H162ZM168 195V196H167ZM22 196V197H21ZM29 196V197H28ZM75 196V197H74ZM87 196V197H86ZM94 196V197H93ZM133 196V197H132ZM146 196V197H145ZM176 196V197H175ZM180 196V198H179ZM190 196V197H189ZM210 196V197H209ZM231 196V197H230ZM78 197V198H77ZM121 197V198H120ZM155 197V198H154ZM166 197V198H165ZM189 197V199H188ZM209 199H207V198ZM213 197V198H212ZM223 197V198H222ZM25 198V199H24ZM32 198V199H31ZM81 198V199H80ZM111 200H108L110 199ZM126 198V199H125ZM132 200H131V199ZM142 198V199H141ZM159 198V199H158ZM174 198V199H173ZM193 198V199H192ZM212 198V199H211ZM27 199V200H26ZM65 199V200H64ZM85 199V200H84ZM102 199V200H101ZM136 199V200H135ZM153 199V201H152ZM158 199V200H157ZM191 199V200H190ZM207 199V200H206ZM225 199V201H223ZM232 199V200H231ZM27 202H26V201ZM30 200V201H29ZM71 200V201H70ZM97 202H96V201ZM173 200V201H172ZM182 200V201H181ZM63 201L64 205L68 206H72V207H65V209L62 207L58 208V205H56L58 202ZM75 201V202H74ZM89 203H88V202ZM91 201V202H90ZM125 201V202H124ZM139 201V202H138ZM180 201V202H179ZM185 201V202H184ZM190 201V202H188ZM208 201V202H207ZM227 201V203H226ZM102 202V203H101ZM105 202V203H104ZM112 202V203H111ZM171 202V203H170ZM188 202V203H187ZM193 202V203H191ZM211 202V203H210ZM215 204H214V203ZM225 202V203H223ZM86 203V204H85ZM107 203V204H106ZM109 203V204H108ZM126 203V204H125ZM185 203V204H184ZM187 203V204H186ZM202 203V204H201ZM217 203V204H216ZM229 203V204H228ZM39 204V205H38ZM123 204V205H122ZM134 204V205H133ZM142 204V205H141ZM173 204V205H172ZM199 206H198V205ZM208 204H210L208 206ZM215 206H214V205ZM35 205V206H34ZM129 205V207H127ZM133 207H132V206ZM145 205V206H144ZM162 205V207H161ZM167 206L166 208L164 207ZM212 205V206H211ZM223 205V206H222ZM235 207H233V206ZM100 206V207H99ZM159 206V207H158ZM177 206V207H176ZM188 206V207H187ZM190 206V207H189ZM29 207V208H28ZM41 207V206H40ZM57 207V208H56ZM76 207V208H74ZM153 207V208H152ZM176 207V208H175ZM205 207V208H204ZM208 207V208H207ZM221 207V208H219ZM224 207V208H223ZM232 207V208H231ZM71 208V209H70ZM74 210H73V209ZM93 208V209H91ZM110 208V209H109ZM132 208V209H131ZM169 208V212H167ZM194 208V209H193ZM61 209V210H59ZM64 209V210H63ZM82 209V210H81ZM126 209V210H125ZM131 211H130V210ZM142 209V210H141ZM145 209V210H144ZM147 209V210H146ZM176 209V210H175ZM193 211H192V210ZM196 209V210H195ZM207 209V210H206ZM211 209V210H210ZM236 209V210H235ZM57 210V211H56ZM77 210V211H76ZM90 210V211H89ZM95 210V211H93ZM119 210V211H118ZM136 210V211H135ZM138 210V211H137ZM153 210V211H152ZM154 210H157L154 211ZM166 210V211H165ZM230 210V211H229ZM29 211V212H28ZM39 211V212H37ZM61 211V212H59ZM68 213H67V212ZM70 211V212H69ZM72 211V214H71ZM102 213H101V212ZM114 211V212H113ZM117 213H116V212ZM146 211V212H145ZM163 211V212H162ZM187 211V212H186ZM93 212V214H92ZM132 212V213H131ZM159 212V213H158ZM162 212V213H161ZM172 212V213H171ZM174 212V213H173ZM177 212V213H176ZM190 212V213H189ZM216 212V213H215ZM229 212V213H228ZM234 212V213H233ZM37 215H36V214ZM123 215H122V214ZM145 213V214H144ZM201 213V214H200ZM213 213V214H212ZM218 213V214H217ZM248 213V212H247ZM246 213V215H248ZM263 213V217H264V212ZM92 214V215H91ZM138 214V215H137ZM150 214V215H149ZM160 214V216L158 217V215ZM164 214V215H163ZM166 214V215H165ZM171 216H169V215ZM186 214V215H185ZM192 214V215H191ZM204 214V216H203ZM225 214V215H224ZM231 214V215H230ZM233 214V215H232ZM235 214V216H234ZM31 215V216H30ZM90 215V217H89ZM113 215V216H112ZM115 215V216H114ZM122 215V217H121ZM125 215V216H124ZM206 215V216H205ZM218 217H217V216ZM87 216V217H86ZM92 216V217H91ZM106 216V217H105ZM134 216V217H133ZM164 216V217H163ZM165 216L166 219H165ZM175 216V217H174ZM193 216V217H192ZM208 216V218H207ZM225 216V217H224ZM227 216V217H226ZM237 216V218H236ZM69 217V218H68ZM83 217V218H82ZM94 217V218H93ZM103 217V218H102ZM128 217V218H127ZM178 217V218H177ZM181 217V218H180ZM183 217V218H182ZM201 217V218H200ZM206 217V218H205ZM222 217V218H221ZM224 217V218H223ZM229 217V219H228ZM244 217V216H243ZM61 220H60V219ZM63 218V219H62ZM65 218V219H64ZM115 218H117L115 220ZM144 218V219H143ZM152 218V219H151ZM154 218V219H153ZM161 218V219H160ZM177 218V219H176ZM210 218V219H209ZM226 218V221H225ZM239 218V219H238ZM104 219V220H103ZM114 219V221H113ZM125 219V220H124ZM127 219V220H126ZM151 221H149V220ZM158 219V221L156 220ZM171 219V220H170ZM199 219V220H198ZM206 219V220H205ZM212 219V220H211ZM215 219V220H214ZM223 219V220H222ZM29 220V219H28ZM54 220V221H53ZM94 220V221H93ZM123 220V221H122ZM148 222H147V221ZM168 220V221H167ZM170 220V221H169ZM185 220V221H184ZM213 223V224H211ZM230 220V221H228ZM233 220V221H232ZM240 220V221H239ZM84 221V222H83ZM116 221V223H115ZM146 221V222H145ZM164 221V222H163ZM195 221V222H194ZM225 221V223H224ZM236 221V222H235ZM11 222V223H10ZM44 222V223H43ZM55 222V223H54ZM91 222V223H90ZM105 222V223H104ZM111 222V223H110ZM121 224H120V223ZM137 222V223H136ZM144 222V223H143ZM169 222V223H167ZM174 222V223H173ZM180 222V223H179ZM194 222V223H193ZM204 222V223H203ZM206 222V223H205ZM227 222V223H226ZM30 223V220H29ZM59 223V224H58ZM94 223V224H93ZM127 223V224H126ZM136 223V226H135ZM155 223V224H153ZM182 223V224H181ZM209 223V224H208ZM220 223V224H219ZM229 223V224H228ZM250 223V222H249ZM14 224V225H13ZM100 224V227H98ZM150 224V226H149ZM162 224V225H161ZM171 224V225H170ZM173 224V225H172ZM179 224V225H178ZM185 224V225H184ZM207 224V225H206ZM223 224V225H222ZM225 224V225H224ZM233 226H232V225ZM248 224V223H247ZM245 225L247 227V229H250L251 224ZM59 225V226H58ZM94 225V226H93ZM107 225V227H106ZM110 225V226H109ZM183 225V226H182ZM210 225V226H209ZM214 225V226H213ZM218 225V226H217ZM221 225V226H220ZM238 225V226H237ZM58 226V227H57ZM118 226V227H117ZM157 226V227H156ZM196 226V227H194ZM232 226V227H231ZM16 227V228H15ZM42 227V228H41ZM68 227V228H67ZM91 227V228H90ZM116 227V228H115ZM122 227V228H121ZM173 227V228H172ZM200 227V228H199ZM203 227V228H202ZM209 229H208V228ZM245 227V228H246ZM249 227V228H248ZM36 228V229H35ZM194 228V229H193ZM221 228V229H220ZM226 228V229H225ZM233 228V229H232ZM238 230H236V229ZM20 229V230H19ZM22 229H27L28 231H25V233L22 236ZM34 230H38L39 233H34ZM60 229V230H59ZM62 229V230H61ZM110 232H109V230ZM136 229V230H135ZM165 229V230H164ZM169 229V230H168ZM229 229V230H228ZM243 229V231L241 230ZM16 230V231H15ZM19 230V231H18ZM104 230V231H103ZM107 230V231H106ZM116 232H115V231ZM142 230V232H141ZM170 230L171 233L169 232ZM176 230V231H174ZM204 230V231H203ZM209 230V231H208ZM217 230V231H216ZM232 230V231H231ZM264 228H262V233ZM15 231V232H14ZM22 231V232H21ZM42 231V232H41ZM70 231V232H69ZM76 231V232H75ZM81 231V232H80ZM184 231V232H183ZM211 231V233H210ZM221 233H220V232ZM225 231V232H224ZM236 231V232H234ZM240 231V232H239ZM20 232V233H19ZM72 232V233H71ZM86 232V233H84ZM123 232V233H122ZM135 232V233H134ZM145 232V233H144ZM168 232V233H167ZM173 232V234H172ZM181 232V233H180ZM202 232V233H201ZM242 232V233H241ZM64 233V234H63ZM66 233V234H65ZM78 233V234H77ZM167 233V234H166ZM180 233V234H179ZM214 233V234H213ZM227 233V234H226ZM238 233V234H237ZM18 234V235H17ZM30 234V231H29ZM35 234V235H34ZM57 234V235H56ZM74 234V235H73ZM85 234V235H84ZM107 234V235H106ZM158 235L160 238L155 237L154 235ZM161 236H160V235ZM172 234V236H171ZM193 234V235H190ZM213 234V235H212ZM231 234V236H230ZM240 234V235H239ZM244 234V235H242ZM20 235V236H19ZM67 235V236H66ZM99 235V236H98ZM112 235V236H111ZM170 237H169V236ZM180 235V236H179ZM204 235V236H203ZM235 235V236H234ZM239 235V236H237ZM242 235V236H241ZM12 236V237H11ZM25 236V237H24ZM111 236V237H110ZM216 236V237H215ZM222 238H221V237ZM227 236V237H225ZM22 237V239H21ZM26 239H24V238ZM66 237V238H65ZM79 237V238H78ZM97 237V238H96ZM115 237V238H114ZM117 237V238H116ZM140 237V238H139ZM167 237V238H166ZM179 237V238H176ZM185 237V238H184ZM201 237V238H200ZM229 237V238H228ZM230 237H235L234 239L230 238ZM238 237H241L240 239ZM29 238V239H28ZM78 238V239H77ZM132 238V239H131ZM137 238V239H136ZM142 238V239H141ZM145 238V239H144ZM158 238V239H157ZM172 240L170 241L169 240ZM175 238V239H174ZM189 238V239H188ZM201 240H200V239ZM214 238V239H213ZM29 241H28V240ZM84 239V240H83ZM93 239V240H92ZM99 239V240H98ZM110 239V240H109ZM121 239V240H120ZM157 239V240H156ZM162 239V240H161ZM165 239V240H164ZM185 239V240H184ZM213 239V243L211 246V249H208V247L206 248L205 245L206 243H208L210 240V242H212ZM20 240V241H18ZM29 242V244H31L33 242V244L29 245L26 243ZM53 240V241H52ZM69 240V241H68ZM72 240V241H71ZM89 240V241H88ZM108 240V241H107ZM118 240V241H117ZM146 240V241H145ZM175 242H174V241ZM219 240V241H217ZM226 240V241H225ZM231 240V241H230ZM81 241V242H80ZM123 241V242H122ZM160 241V242H159ZM163 241H165V244L163 243ZM166 241H169L166 243ZM217 241V242H216ZM18 242V243H17ZM21 242V243H20ZM30 249L29 252V248L26 247V244ZM55 242V243H54ZM77 242V243H76ZM86 242V243H85ZM103 242V243H102ZM125 242V243H124ZM142 242V243H141ZM215 242L217 243V245L215 244ZM220 244H219V243ZM226 242V243H225ZM69 243V244H68ZM99 243V244H98ZM118 243V244H117ZM145 243V244H144ZM171 243V244H169ZM176 243L175 245H172ZM181 245H180V244ZM188 243V245H187ZM223 243V244H222ZM225 243V244H224ZM231 243V244H230ZM20 244V245H19ZM23 244V245H22ZM25 244V246H24ZM83 244V245H82ZM96 246H95V245ZM107 244V245H106ZM125 244V245H124ZM164 244V245H163ZM167 244V245H166ZM199 244V245H198ZM99 245V246H98ZM142 245V246H141ZM150 245V246H149ZM163 245V247L161 246ZM170 246L169 248H165L164 246ZM194 245V246H193ZM216 245V246H215ZM236 245V246H235ZM24 246V247H23ZM128 246V247H127ZM131 246V247H130ZM146 248L144 250V247ZM223 246V247H222ZM227 248H226V247ZM229 246V247H228ZM123 247V248H122ZM143 247V248H142ZM150 247V248H149ZM193 247V248H192ZM215 247V248H214ZM236 247V248H235ZM5 248V250H4ZM19 248V249H18ZM26 248V249H24ZM72 248V249H71ZM80 248V249H79ZM107 248V249H106ZM114 248H115V252H114ZM133 248V249H131ZM153 248V249H151ZM174 248V250L171 249ZM196 248V249H195ZM201 248V250H200ZM206 248V249H205ZM217 248V249H216ZM221 248V249H220ZM238 248V249H237ZM26 253L25 254V251ZM113 249V250H112ZM129 249V250H128ZM166 249V250H165ZM169 249V250H167ZM214 249V250H213ZM225 249V250H224ZM232 249V250H230ZM235 251H234V250ZM237 249V250H236ZM35 250V251H34ZM58 250V251H57ZM77 250V251H75ZM87 250V251H86ZM105 250V251H104ZM124 250V251H122ZM126 250V251H125ZM219 252V253H217ZM16 251V252H14ZM81 251V252H80ZM132 251V252H131ZM137 251V252H136ZM154 251V252H153ZM187 251V252H186ZM192 251V252H191ZM222 251V252H221ZM232 253H230V252ZM78 252V253H77ZM84 252V253H83ZM86 252V253H85ZM88 252V253H87ZM131 252V253H130ZM169 252V253H167ZM182 252V253H181ZM202 252V254H201ZM226 252V253H225ZM229 252V254H228ZM235 252V254H234ZM240 252V253H239ZM261 251H258V253ZM123 253V254H122ZM139 253V254H138ZM187 253V254H186ZM207 253V255H206ZM216 253V254H214ZM224 253V254H222ZM238 253V254H237ZM243 253V254H241ZM18 254V255H17ZM23 254L25 255L24 257H26L24 259ZM29 254V255H28ZM34 254V255H33ZM85 254V255H82ZM109 254V255H108ZM145 254V255H144ZM147 254V255H146ZM151 254V255H150ZM164 254V256H165ZM228 254V255H227ZM262 254V255H261ZM15 255H17L15 257ZM27 255V256H26ZM142 255V256H141ZM183 256L181 258V256ZM214 255H216L214 257ZM223 255V256H222ZM237 255V256H236ZM259 255H261L264 260V253H259ZM259 255L257 254L258 258ZM14 256V259L12 260ZM56 256V257H55ZM97 256V257H96ZM116 256H118L119 258H117ZM140 256V257H139ZM204 258H203V257ZM232 257L230 259H228V257ZM41 257V258H40ZM87 257V258H86ZM101 257V258H98ZM105 257V258H104ZM112 257V258H111ZM192 257V258H191ZM201 257V258H200ZM206 257V258H205ZM213 259H212V258ZM224 257V258H223ZM235 257V260H234ZM243 257V258H242ZM16 258V261H15ZM24 261H22L23 259ZM40 258V260H39ZM111 258V259H110ZM114 258V259H113ZM149 258V259H148ZM158 258V259H157ZM164 258V259H163ZM223 258V259H222ZM226 258L228 260H226ZM237 258V260H236ZM43 259V260H42ZM53 259V260H52ZM80 259V260H79ZM83 259V260H82ZM99 259V260H98ZM138 259V260H137ZM141 259V260H140ZM199 259V260H198ZM215 259V261H214ZM243 262H242V260ZM261 259V257H260ZM5 262H4V261ZM11 260V261H10ZM52 260V261H50ZM78 260V261H77ZM115 260V261H114ZM140 260V261H139ZM148 260V262H147ZM151 262H150V261ZM161 260V261H160ZM203 260V262H202ZM212 260V261H211ZM220 260V261H219ZM231 260V261H230ZM241 260V261H240ZM250 260V261H248ZM62 261V262H61ZM102 261V262H101ZM109 261V262H108ZM112 261V262H111ZM120 263H119V262ZM126 261V262H125ZM196 261V262H195ZM223 261V262H222ZM227 261V263H226ZM230 261V262H229ZM240 261V262H239ZM245 261V262H244ZM24 262V263H22ZM27 262V263H26ZM39 262V263H38ZM45 262V263H43ZM56 262V263H55ZM83 262V263H82ZM153 262V263H152ZM201 262V263H200ZM206 262V263H205ZM215 262V263H214ZM248 262V263H247ZM10 263V264H11ZM163 264V262H162Z\"/></svg>",
	"mask_w": 264,
	"mask_h": 264
},
{
	"label": "bare ground",
	"instance_id": "bare-ground-1",
	"mask_svg": "<svg viewBox=\"0 0 264 264\" xmlns=\"http://www.w3.org/2000/svg\"><path fill=\"white\" fill-rule=\"evenodd\" d=\"M18 1V0H17ZM50 1V0H49ZM53 1V0H52ZM55 1V0H54ZM53 1V2H54ZM63 1V0H62ZM67 1V0H66ZM81 1V0H80ZM83 1V0H82ZM94 1L95 0H88L87 2L89 3H93V5L94 4H96V2L98 1V0H96L95 1V3H94ZM104 1V0H103ZM103 1H100V10L99 11H96V9H97V7H95V5H94V7H93V9L95 10L94 12L93 11H91L90 9H88V10H90L93 14L94 13H99V14H102V15H104L103 13H105V12H107V14L108 13H111V11H113L114 12V6H117V5H120V3H124L125 1L124 0H105V1H107V2H103ZM130 2L132 1V4L130 3V2H128V3H130L129 5H127V6H129L130 7V5H131V7L133 8L134 6L135 7H137V17H136V19H135V21L138 19L139 20V23L140 22H143L144 23V17H145V14H146V11L147 10H149L148 8L150 7V6H153V4L154 5H158L160 8H162V11H163V9H166V11L167 10H169V8L168 7H171V11H172V16L174 17V21H172V23L171 24H167V26L169 25H171L170 26V28L169 27H167L168 28V30L165 28V30H167V34H166V37L168 38V36L170 37V35L172 36V35H176V34H178V35H180V34H184L183 32L185 31L186 33H187V30H190V39H192V43H191V45L189 46V49H188V47H187V45H183L182 44V46H186L187 47V49H183L182 48V46L180 47L179 46V43H180V41L182 42V43H185V42H183L184 41V39L182 40V36H186V34L185 35H182V36H179V37H177L176 39L177 40H179L180 38H181V40L180 41H178L177 43H175V44H178V46H179V49L177 48V47H175V48H177V50H179L176 54L175 53H172V55H174L175 54V57L173 58H171L170 56H172V55H169V57L166 55V57H168L169 59H165V57L163 56H160V54H159V56L160 57H158V53H156L158 50H156V47H155V49L154 50H156V51H154V53L152 52V54H150V55H148V54H146V55H143L142 53H144V52H138L137 50L134 52V48H133V51H131L132 50V48H131V46L133 47V37H134V35H133V33H134V31L131 29V27L129 28V26H128V24H127V21H128V18H129V20H130V15H126V16H124V17H120L119 15L118 16H110V15H108L109 16V19L107 18L108 16L107 15H105V17L104 16H102V17H100V18H98L99 16V14L97 15V14H94V16L97 18V19H95V18H93V22L88 26L89 28H90V30H88V31H90V33L89 34H91V31H92V33H93V37L91 38V40L90 39H88V38H90L88 35V32L87 33H85L83 30L85 29H83L82 28V31L84 32V34L86 35V34H88L87 36H85V37H88V38H86L87 40H85L87 43H85V45L87 46V45H89L91 48H90V50H91V52L93 51V53L92 54H90L89 53V55H87V53L86 54H84L83 56H81V55H79V56H77V57H74L70 62H71V64H70V67H69V65L67 66V67H69V70H65V66L64 67H62L61 65V67L59 68L61 71H64L65 73H66V75H67V77L64 79V80H62L61 81V84L63 85V86H68V87H70L69 89H68V91L67 92H69L70 94H68L69 96H66V98L64 97V96H62L64 93H65V90H61V91H59V94H62V95H57V102H59V101H61L62 103L64 102L65 103V105H64V107H66L67 108V110L69 109V107H67L66 106V104L67 105H69L70 106V109H71V111L70 112H68L71 116H72V118H76V121H74V122H77L76 124H74L72 121H70V123L72 122L73 123V125H72V127L71 128H73L74 129V133L71 131V130H73V129H71L70 131H71V136L73 137V136H75V139H74V137H73V139H74V141L73 140H71V142L73 141V142H76V144H74V147H73V149H74V151L75 152H73V153H71V154H73L72 156L70 155L69 157H71V158H73L72 160L73 161H71L70 163H69V161H68V163H69V168H68V170L70 169V171H71V169L74 167V166H76L77 165V163H78V160H80V159H78V160H76L75 158H78L79 156H80V150H83V148L85 149V148H87L86 150L87 151H90V154H89V156L91 155V153L93 154V153H99L100 152V150L102 151H104V155L106 154L105 153V151L108 153V156H110V158L112 157V155H113V145H112V143L116 140H114L113 141V139L117 136V129H115V127H116V125H118V124H120L121 126H128V124H130V121H134V122H137V124L136 125H138V126H140V133H142V134H144V133H146V134H149V136H153V135H150V134H154V135H156V137H152L153 139H151L150 138V140L152 141H154V144L153 145H155V147L153 148V150H154V152L152 153L151 151V153L152 154H150V157L149 158H147V163L148 162H150L151 164H153V165H158L159 167V173L158 172H155V173H158V181H159V183L160 182H162L163 181V183H167V182H172V183H174V181L176 180L175 178H177V174H180V175H182L183 177H181V178H183L182 180H185L186 181V183H187V181H188V177H190L189 175H190V173H191V170H190V162H191V160H192V158H193V152H191L190 151V149L189 150H187V151H185L186 149H183L184 147V145L182 146V144H183V141H184V135H186V134H184V132L185 133H187V127H189L190 125V129H191V131H193L194 129V126H199V125H197V124H199L198 122L200 121L201 122V119H200V117H203V116H201L200 115V117H199V111H198V108L196 107V105L195 104H197L196 103V100L195 99H197V96L200 94H198L197 96H196V94H195V90H194V85L195 84H197L196 82H195V84H194V81H195V79H194V72H197V67H196V71H195V68H194V71H192L190 68H191V66L189 67V65H192V64H189L188 66H187V64L189 63L188 61H191L190 59H192L193 58V56H196V57H198V58H196V59H199V57L201 58V59H205L204 61H206V63L208 62V60H213V59H217V58H221V57H225L226 59L225 60H227L228 59V57H230L231 55H232V53H230V51H228L231 55L229 56V54H225L224 52L226 51H223V49L221 48V46H220V48H219V46H217V47H214V45L216 44L215 42H217V41H215L216 39H214L217 35H216V33L218 32L219 33V30H222V29H226L227 30V28H229L230 26L229 25H231V29H230V31H228V32H230L231 33V30H232V35L234 36V38H235V36L237 35L238 36V38H235L234 39V42L233 43H235V46H238V47H240V49H236V54L238 53L239 54V56L241 55V56H247V57H249L247 54H249L250 56L252 55V56H259V57H261V59L264 57V0H195L194 2H196V4H199V6L200 7H195L194 6V8L196 9H203L202 7H206V10L211 14V20L209 21L208 20V23H203V22H199V17H197L198 15H197V12L198 11H195V10H193V12L192 13H190V12H187V11H190V10H186V12H184L185 11V9H183V11L181 10L183 7H182V2H180V3H176V2H178L177 0H171V1H175V3L176 4H174V3H172L171 1H170V3H169V0H129ZM193 1V0H192ZM7 2V1H6ZM64 2V1H63ZM73 2H75V1H70V3L71 4H73ZM78 1H76V5L75 6H77V4L79 3H77ZM101 2H103L104 4H103V6H102V3ZM82 3V2H81ZM89 3V4H90ZM127 2H125L124 4H126ZM127 3V4H128ZM186 3H188V2H186ZM185 3V4H186ZM1 4V3H0ZM6 4V3H5ZM22 4V3H21ZM26 4V3H25ZM48 4V3H47ZM61 4V3H60ZM89 4H88V6H89ZM98 4V3H97ZM96 4V5H97ZM106 4H108L109 5V7L111 6L110 4H112V8H113V10H112V8H109L108 6L106 7L105 5ZM113 4H114V6H113ZM185 4H184V6H185ZM8 5V4H7ZM27 5V4H26ZM30 5V4H29ZM44 5V4H43ZM42 5V6H43ZM46 5V4H45ZM52 5H53V3H52ZM55 5V4H54ZM65 5V4H64ZM80 4H78V6H79ZM122 5V4H121ZM190 5H192V3L190 4ZM194 5V4H193ZM10 6V5H9ZM18 6V5H17ZM22 6V5H21ZM33 6V5H32ZM35 6V5H34ZM38 6V5H37ZM36 6V7H37ZM90 6H92V4L90 5ZM89 6V7H90ZM188 6V5H187ZM15 7V6H14ZM23 7V6H22ZM25 7V6H24ZM41 7V6H40ZM67 7V6H66ZM88 7V8H89ZM120 7V6H119ZM182 7V8H181ZM189 7V6H188ZM187 7V9H189ZM192 7V6H191ZM5 8V7H4ZM31 8V7H30ZM52 7H50V9H51ZM56 8H58V6L56 7ZM55 8V9H56ZM63 8V7H62ZM74 8V7H73ZM96 8V9H95ZM152 8V7H151ZM9 9V8H8ZM13 9V8H12ZM11 9V10H12ZM15 9V8H14ZM26 9V8H25ZM75 9V8H74ZM92 9V10H93ZM133 9H135V8H133ZM156 9V8H155ZM158 9V8H157ZM205 9V8H204ZM3 10V9H2ZM6 10V9H5ZM5 10H4V12H5ZM16 10V9H15ZM20 10V9H19ZM27 10V9H26ZM26 10H23V11H26ZM48 10V9H47ZM58 10V9H57ZM64 10V9H63ZM87 10V11H88ZM98 10V9H97ZM160 10V9H159ZM206 10H205V12H206ZM21 11V10H20ZM30 11V10H29ZM35 11V10H34ZM37 11H38V9H37ZM36 11V12H37ZM61 11V10H60ZM65 11V10H64ZM63 11V12H64ZM80 11V10H79ZM109 11V12H108ZM157 11V10H156ZM161 11V12H162ZM165 11V12H166ZM195 11V12H194ZM9 12V11H8ZM12 12V11H11ZM15 12V11H14ZM19 12V11H18ZM31 12V11H30ZM51 12V11H50ZM55 12V11H54ZM58 12V11H57ZM118 12V11H117ZM128 12V11H127ZM133 12V11H132ZM149 12V11H148ZM147 12V14H149ZM165 12H162L163 14L165 13ZM167 12H169V11H167ZM26 13H28V12H26ZM26 13H25V15H26ZM40 13V12H39ZM73 13H75L76 14V12H73ZM83 13V12H82ZM87 12H85V14H86ZM136 13L134 14V15H136ZM158 13V12H157ZM161 13V14H162ZM190 13V14H189ZM6 14V13H5ZM10 14V13H9ZM14 14V13H13ZM34 14V13H33ZM59 14H60V12H59ZM75 14H74V16H75ZM106 14V13H105ZM119 14V13H118ZM128 14H129V12H128ZM200 14V13H199ZM203 14V13H202ZM207 14V13H206ZM2 15V14H1ZM1 15H0V17H1ZM7 15H8V13H7ZM16 15V14H15ZM18 15V14H17ZM22 15V14H21ZM35 15V14H34ZM42 15V14H41ZM40 15V16H41ZM45 15H46V13H45ZM77 15V14H76ZM81 15V14H80ZM133 15V14H132ZM150 15V14H149ZM168 15H169V13H168ZM171 15V14H170ZM169 15V16H170ZM175 15V16H174ZM11 16H12V14H11ZM10 16V17H11ZM33 16V15H32ZM38 16V15H37ZM73 16V15H72ZM81 16H83V15H81ZM167 16V14L165 13V17ZM171 16V17H172ZM207 16V15H206ZM4 17V16H3ZM3 17H1V18H3ZM9 17V16H8ZM18 17V16H17ZM17 17H16V19H17ZM21 17V16H20ZM23 17V16H22ZM26 17V16H25ZM64 17V16H63ZM71 17V16H70ZM78 18H79V16H77ZM104 17V18H103ZM111 17V18H110ZM118 17V18H117ZM204 17V16H203ZM5 18H7V17H5ZM34 18V17H33ZM36 18H38V17H36ZM49 18V17H48ZM76 18V17H75ZM169 18V17H168ZM19 19V18H18ZM17 19V20H18ZM23 19V18H22ZM50 19V18H49ZM48 19V20H49ZM58 19V18H57ZM70 19V18H69ZM87 19V18H86ZM134 19V18H133ZM170 19V18H169ZM172 19V18H171ZM233 19H235L236 20V24H233V22H232V20ZM13 20V19H12ZM16 20V21H17ZM31 20V19H30ZM37 20V19H36ZM59 20V19H58ZM67 20V19H66ZM80 20V19H79ZM132 20V19H131ZM138 20H137V22H138ZM203 20V19H202ZM23 21V20H22ZM21 21V22H22ZM25 21H26V19H25ZM41 21H43L42 19H41ZM53 21V20H52ZM71 21V23H72V21L73 20H70ZM69 21V22H70ZM77 21H78V19H77ZM87 21V20H86ZM134 21V22H135ZM164 21V20H163ZM3 22V21H2ZM7 22V21H6ZM12 22H14V21H12ZM20 22V21H19ZM28 22V21H27ZM54 22V21H53ZM58 22V21H57ZM84 22V21H83ZM131 22V21H130ZM134 22H132L133 24H134ZM136 22V23H137ZM165 22H166V20H165ZM170 22V21H169ZM31 23V22H30ZM44 24H45V21L43 22ZM48 23V22H47ZM63 23V22H62ZM75 23V22H74ZM81 24H83L82 22H80ZM129 23V22H128ZM146 23V22H145ZM156 23H158V22H156ZM3 24H5V23H3ZM8 24V23H7ZM7 24H6V27H7ZM14 24H16V23H14ZM21 24H24V23H21ZM33 24V23H32ZM50 24V23H49ZM77 24V23H76ZM131 24V23H130ZM160 24V23H159ZM12 25V24H11ZM25 25V24H24ZM37 25H38V23H37ZM48 25V24H47ZM52 25V24H51ZM68 25V24H67ZM66 24H65V26H67ZM135 25V24H134ZM137 25H138V23H137ZM142 24L140 23L139 24V26H141ZM146 25H147V23H146ZM164 25V24H163ZM28 26V25H27ZM44 26V25H43ZM64 26V27H65ZM70 26V25H69ZM86 26V25H85ZM226 26H229V27H226ZM14 27V26H13ZM16 27V26H15ZM25 27V26H24ZM39 27H41V26H39ZM56 27H58V26H56ZM60 27H62V26H60ZM133 27V26H132ZM135 27V26H134ZM150 27V26H149ZM10 28V27H9ZM22 28V27H21ZM30 28H32V27H30ZM29 28V29H30ZM55 28V27H54ZM53 28V29H54ZM75 28V27H74ZM88 28V29H89ZM13 29H15V28H13ZM33 29V28H32ZM51 29V28H50ZM52 29V30H53ZM59 29V28H58ZM67 29V28H66ZM70 29V28H69ZM87 29V28H86ZM2 30V29H1ZM4 30V29H3ZM9 30V29H8ZM18 30H20V29H18ZM23 30V29H22ZM36 30H38V29H36ZM40 30V29H39ZM63 30H64V28H63ZM160 30H161V27H160ZM6 31H7V29H6ZM15 31V30H14ZM40 31H42V30H40ZM46 31V30H45ZM45 31H44V33H45ZM50 31V30H49ZM67 31V30H66ZM82 31H80V33H82ZM156 31V30H155ZM256 31H261V34H255V32ZM4 32V31H3ZM13 32V31H12ZM26 32H27V30H26ZM43 32V31H42ZM41 32V33H42ZM64 32H65V30H64ZM164 32V31H163ZM166 32V31H165ZM165 32H164V36H165ZM10 33H11V31H10ZM22 33V32H21ZM41 33H39V34H41ZM50 33V32H49ZM53 33V32H52ZM55 33V32H54ZM176 33V34H175ZM223 33V32H222ZM227 33V32H226ZM13 34V33H12ZM16 34V33H15ZM38 34V33H37ZM46 34H48V33H46ZM45 34V35H46ZM57 34V33H56ZM83 34V33H82ZM230 34V35H231ZM8 35V34H7ZM34 35V34H33ZM43 35V34H42ZM53 35H55V34H53ZM72 35V34H71ZM152 35V34H151ZM206 35V36H205ZM211 35V36H210ZM219 35V34H218ZM2 36V35H1ZM5 36V35H4ZM3 36V37H4ZM16 36V35H15ZM40 36V35H39ZM91 36H92V34H91ZM155 36V35H154ZM157 36V35H156ZM161 36H162V34H161ZM163 36V37H164ZM177 36V35H176ZM175 36V37H176ZM221 36V35H220ZM223 36V35H222ZM236 36V37H237ZM22 37V36H21ZM37 37V36H36ZM48 37V36H47ZM49 37H50V35H49ZM52 37H54V36H52ZM67 37V36H66ZM83 37H84V35H83ZM153 37V36H152ZM158 37V36H157ZM159 37H160V35H159ZM165 37V38H166ZM7 38V37H6ZM65 38V37H64ZM70 38V37H69ZM187 38V37H186ZM185 38V39H186ZM15 39V38H14ZM14 39H12V41L14 40ZM17 39V38H16ZM38 39H40V38H38ZM51 39V38H50ZM85 39V38H84ZM150 39H154V37L153 38H150ZM169 39V38H168ZM171 39V38H170ZM173 39V38H172ZM189 39V40H190ZM214 39V40H213ZM244 39H248V41L245 43V41H244ZM1 40V39H0ZM41 40V39H40ZM159 40V39H158ZM177 40H174V42H176ZM188 40V39H187ZM230 40V39H229ZM2 41H5V40H3L2 39ZM20 41V40H19ZM56 41V40H55ZM154 42H155V40H153ZM232 41V40H231ZM22 42V41H21ZM27 42V41H26ZM30 42V41H29ZM53 42V41H52ZM51 41H50V44L52 43ZM57 42V41H56ZM152 42V41H151ZM160 42H161V40H160ZM173 42V43H174ZM221 42V41H220ZM222 42H224V40L222 41ZM227 42V41H226ZM8 43H9V40H8ZM14 43V42H13ZM17 43H18V40H17ZM24 43V42H23ZM55 43V42H54ZM59 43V42H58ZM61 43V42H60ZM66 43V42H65ZM148 43V42H147ZM162 43V42H161ZM213 43H215V44H213ZM228 43V42H227ZM230 43V42H229ZM228 43V44H229ZM7 44V43H6ZM56 44V43H55ZM79 44V43H78ZM152 44V43H151ZM164 44V43H163ZM187 44V43H186ZM226 44V43H225ZM31 45V44H30ZM46 45V44H45ZM58 45V44H57ZM56 45V46H57ZM60 46H62L61 44H59ZM67 45V44H66ZM144 45V44H143ZM150 45V44H149ZM153 45V44H152ZM181 45V44H180ZM217 45H219V44H217ZM10 46V45H9ZM15 46V45H14ZM52 46H53V44H52ZM142 46V45H141ZM145 46V45H144ZM155 46V45H154ZM163 46V45H162ZM177 46V45H176ZM10 47H12V46H10ZM57 47H59V46H57ZM159 47H161L160 45H159ZM225 47H226V45H225ZM237 47V48H238ZM263 47V48H262ZM1 48V47H0ZM147 48V47H146ZM164 48V47H163ZM233 49H235L236 47H232ZM262 48V49H261ZM11 49V48H10ZM10 49L9 50H7V51H10ZM16 49V48H15ZM53 49V48H52ZM78 49V48H77ZM139 49V48H138ZM158 49V48H157ZM170 49V48H169ZM229 49V48H228ZM232 49V50H233ZM4 50V49H3ZM6 50V49H5ZM11 50H13V49H11ZM58 50V49H57ZM143 50V49H142ZM148 50V49H147ZM152 50H153V47H152ZM160 50V49H159ZM176 50V51H177ZM231 50V49H230ZM263 50V51H262ZM1 51H2V49H1ZM45 51V50H44ZM72 51V50H71ZM78 51V50H77ZM149 51V50H148ZM151 51V50H150ZM234 51V50H233ZM14 52V51H13ZM43 52V51H42ZM70 52V51H69ZM82 52V51H81ZM131 52H134L133 54L131 53ZM22 53V52H21ZM74 53V52H73ZM83 53H85V52H83ZM148 53V52H147ZM155 53L157 54V55H155ZM159 53H160V51H159ZM164 53V52H163ZM19 54H20V52H19ZM23 54V53H22ZM27 54V53H26ZM46 54H48V53H46ZM55 54H56V52H55ZM154 54V55H153ZM170 54V53H169ZM234 54H235V52H234ZM1 55L2 54H0V57H1ZM8 55H10L9 53H8ZM41 55V54H40ZM43 55H44V53H43ZM54 55V54H53ZM58 55V54H57ZM68 55H70V54H68ZM71 55H73L72 53H71ZM70 55V56H71ZM13 56V55H12ZM21 56V55H20ZM236 56V55H235ZM238 56V55H237ZM263 56V57H262ZM7 57V56H6ZM9 57V56H8ZM46 57V56H45ZM40 58V57H39ZM51 58V57H50ZM62 58V57H61ZM156 58V59H155ZM231 58H232V56H231ZM231 58H229V59H231ZM234 58H236V57H234ZM234 58H232V60L234 59ZM239 58V57H238ZM1 59V58H0ZM25 59V58H24ZM8 60V59H7ZM12 60V59H11ZM15 60V59H14ZM13 60V61H14ZM17 60V59H16ZM23 60V59H22ZM29 60V59H28ZM27 60V61H28ZM43 60V59H42ZM63 60V59H62ZM111 60V61H110ZM232 60H231V62H232ZM256 60V59H255ZM12 61V62H13ZM36 61V60H35ZM112 61H113V63H115V66H114V64L112 63ZM217 61V60H216ZM221 61V60H220ZM242 61V60H241ZM24 62V61H23ZM33 62V61H32ZM152 62V63H151ZM185 62H187V63H185ZM193 62V61H192ZM224 62V61H223ZM229 62V61H228ZM227 62V63H228ZM234 62V61H233ZM251 62V61H250ZM254 62H256V61H254ZM261 62H263V61H261ZM7 63H9V62H7ZM42 63V62H41ZM60 63V62H59ZM63 63V62H62ZM65 63H66V61H65ZM105 63V64H104ZM202 63V62H201ZM241 63V62H240ZM247 63V62H246ZM253 63V62H252ZM15 64H16V62H15ZM19 64V63H18ZM28 64V63H27ZM208 64H210L211 65V62H208ZM208 64H206L205 66H207V68L210 70V66H208ZM219 64V63H218ZM257 64V63H256ZM262 64H264V63H262ZM29 65H31V64H29ZM64 65V64H63ZM212 65H213V62H212ZM211 65V66H212ZM214 65H215V63H214ZM231 65V64H230ZM234 65V64H233ZM245 65V64H244ZM20 66V65H19ZM59 66V65H58ZM114 66V67H113ZM204 66V67H205ZM215 66H217V65H215ZM219 66V65H218ZM10 67V66H9ZM24 67V66H23ZM22 67V68H23ZM42 67V66H41ZM213 67V66H212ZM223 67V66H222ZM227 67H229V66H227ZM236 67V66H235ZM251 67H252V65H251ZM12 68V67H11ZM29 68V67H28ZM112 68H114L113 70H112ZM203 68V67H202ZM225 68V67H224ZM238 68H239V65H238ZM248 68V67H247ZM262 68V67H261ZM15 69V68H14ZM36 69V68H35ZM214 69V68H213ZM221 69V68H220ZM252 69V68H251ZM254 69V68H253ZM7 70V69H6ZM23 70V69H22ZM31 70V69H30ZM29 69H28V71H30ZM208 70V71H209ZM219 70V69H218ZM227 70H228V68H227ZM230 70V69H229ZM237 70V69H236ZM235 70V71H236ZM243 70V69H242ZM12 71V70H11ZM15 71V70H14ZM17 71V70H16ZM24 71H25V69H24ZM32 71V70H31ZM54 71V70H53ZM112 71H114V72H112ZM201 71V70H200ZM222 71V70H221ZM224 71H226V69L224 70ZM235 71H234V73H235ZM237 71H239V70H237ZM250 71V70H249ZM252 71H254V70H252ZM259 71V70H258ZM9 72H10V70H9ZM210 72H214L213 70H211ZM240 72V71H239ZM238 72V73H239ZM248 72V71H247ZM260 72V71H259ZM7 73V72H6ZM15 73V72H14ZM18 73V72H17ZM20 71H19V75H20ZM24 73V72H23ZM23 73H22V75H23ZM26 73V72H25ZM29 73H32V72H29ZM202 73V72H201ZM215 73H217V72H214L213 74L211 73V75H213V78L214 77H216V75H215ZM237 73V72H236ZM256 73V72H255ZM258 73V72H257ZM263 73V72H262ZM80 75V77L82 78V80L81 79H79V80H81V81H79V82H77V83H75V85H74V83L70 80L71 78V76L72 75ZM195 74H197V73H195ZM203 74L205 75V71H204V68H203ZM202 74V75H203ZM225 74V73H224ZM228 74V73H227ZM247 74V73H246ZM1 75V74H0ZM9 75V74H8ZM13 74H11V76H12ZM42 75V74H41ZM68 75H69V77H68ZM79 75H78V77H79ZM201 75V76H202ZM203 75V76H204ZM245 74L243 73V76H244ZM25 76H27V75H25ZM219 76H221L220 74H219ZM242 76V77H243ZM259 76V75H258ZM4 77V76H3ZM28 77H30V80H28V82H26L27 80L25 79V82H23L24 81V78L22 79V81H20L21 83H19L20 84V86H19V88H20V91H18V95H17V99L15 98V99H13L14 97H12V99L13 100H11V99H8V89L9 88H7L6 90H3L1 87H0V89H2L3 91H0V140L2 141V145H4V147H3V150H2V145H1V143H0V149L2 150H0L3 154L5 153V152H7V153H9L10 151H12L11 153H15L16 154V150H17V155L18 154H21L22 152H24V151H22L23 150V144L24 143H26L27 142V139H28V137H29V134H30V132H31V130H29L28 129V126H30V124H31V118H34L33 116H32V113L34 114L35 113V115H36V122L35 121H33L32 120V122H34L33 124H35V123H37V125H40V123L42 122V121H44L45 123H47L48 121H50V119H52L51 117V115L52 114H54V112H56V111H58L59 113V116H58V114H57V117H59V120H60V118H62V116L64 115H66V113L64 112L63 113V111L62 110H60V109H57L56 111H54V112H52V111H49V112H51L52 114H46V115H44L45 113H44V111L46 112L47 111V109H45L44 107H47V105L46 106H42L41 105V108H39V105H37L36 104V106L35 107H33L32 106V101H31V99H32V97L34 98V94H32V87H31V74H28ZM75 77V76H74ZM222 77V76H221ZM220 77V78H221ZM226 77V76H225ZM229 77V76H228ZM253 77V76H252ZM263 77H264V75H263ZM8 78V77H7ZM14 78V77H13ZM12 78V79H13ZM16 78H17V76H16ZM59 78V77H58ZM70 78V79H69ZM200 78V77H199ZM217 79H218V77H216ZM247 78V77H246ZM249 78V77H248ZM5 79V78H4ZM21 79V78H20ZM52 79V78H51ZM67 79H69L68 81H70L69 83H67ZM193 79H194V81H193ZM215 79V78H214ZM222 79V78H221ZM233 79V78H232ZM245 79V78H244ZM255 79V78H254ZM18 80V79H17ZM228 80V79H227ZM227 80H225V82L227 81ZM240 80V79H239ZM251 80V79H250ZM249 80V81H250ZM264 80V79H263ZM262 79H261V81H263ZM8 81V80H7ZM10 81V80H9ZM8 81V82H9ZM76 81H78V80H76ZM204 81V80H203ZM214 81V80H213ZM212 81V82H213ZM218 80H216V82H217ZM234 81V80H233ZM5 82V81H4ZM7 82V83H8ZM198 82V81H197ZM211 82V83H212ZM215 82V81H214ZM213 82V83H214ZM248 82V81H247ZM251 82V81H250ZM253 82V81H252ZM1 83L3 84V82L1 81ZM7 83H5V86L4 87H6V85H7ZM37 83H38V81H37ZM42 83V82H41ZM49 83V82H48ZM55 83V82H54ZM201 83V82H200ZM221 83V82H220ZM229 83V82H228ZM261 83V82H260ZM263 83V82H262ZM1 84V85H2ZM14 84V83H13ZM16 84V83H15ZM40 84V83H39ZM57 84V83H56ZM60 84V83H59ZM238 84V83H237ZM254 84V83H253ZM256 84V83H255ZM61 85V86H62ZM198 86H199V84H197ZM195 86V87H197L198 88V86ZM208 85V84H207ZM213 85V87L215 86L214 84H212ZM235 85H236V83H235ZM258 85V84H257ZM11 86V85H10ZM34 86V85H33ZM82 86H84L85 88L83 89V91H85L84 93H83V91L82 92H80V87L82 88ZM249 86V85H248ZM260 86V85H259ZM262 86H263V84H262ZM35 87V86H34ZM43 87V86H42ZM64 87V88H65ZM73 87H74V89H73ZM213 87H212V89H213ZM217 87V86H216ZM232 87V86H231ZM245 87V86H244ZM257 87V86H256ZM255 87V88H256ZM19 88L17 89V90H19ZM197 88H195V89H197ZM221 87H219V89H220ZM234 88V87H233ZM240 88V87H239ZM253 88V87H252ZM251 88V89H252ZM259 88H261V87H259ZM263 88H264V86H263ZM262 88V89H263ZM66 89H67V87H66ZM205 89V88H204ZM215 89V88H214ZM218 89V90H219ZM245 89V88H244ZM13 90V89H12ZM36 90V89H35ZM55 90V89H54ZM200 91V88L199 89H197L196 90V93H198L197 91ZM222 90V89H221ZM226 90V89H225ZM238 90V89H237ZM249 90V89H248ZM32 91V92H31ZM239 91V90H238ZM36 92H37V90H36ZM211 92V91H210ZM223 92H224V90H223ZM252 92V91H251ZM254 92V91H253ZM259 92V91H258ZM261 92H262V90H261ZM260 92V93H261ZM15 93H17V92H15ZM46 93H48L46 96H47V98H48V100L47 99H44V100H42L41 99V101H43V105H45V102L46 103H49V105L51 104V103H53L52 101H50V102H48L49 101V99H51V100H53L54 98H53V95H54V92H52L53 93V95H52V93L50 92V90H49V92L47 91ZM45 93V94H46ZM202 93V92H201ZM213 93V92H212ZM211 93V94H212ZM216 93V92H215ZM231 93V92H230ZM229 93V94H230ZM12 94V93H11ZM44 94V93H43ZM55 94H56V92H55ZM66 95H67V93H65ZM204 94V93H203ZM214 94V93H213ZM217 94V93H216ZM240 94V93H239ZM263 94V93H262ZM10 95V94H9ZM35 95H36V93H35ZM210 95V94H209ZM225 95V94H224ZM253 95V94H252ZM200 96V95H199ZM204 96V95H203ZM203 96L201 95V98H203ZM230 96V95H229ZM237 96V95H236ZM70 98V99H68V98ZM207 97V96H206ZM239 97V96H238ZM241 97V96H240ZM10 98V97H9ZM46 98V97H45ZM200 98V97H199ZM209 98V97H208ZM207 98V99H208ZM217 98V97H216ZM215 98V99H216ZM224 98V97H223ZM227 98V97H226ZM254 98H255V96H254ZM264 98V97H263ZM220 99V98H219ZM232 99V98H231ZM259 99V98H258ZM34 100V99H33ZM38 100H40V99H38ZM45 100H47V101H45ZM234 100H236V99H234ZM254 100V99H253ZM217 101V100H216ZM231 101V100H230ZM229 101V102H230ZM261 101V100H260ZM198 102V101H197ZM199 102H202V101H200L199 100ZM198 102V103H199ZM42 103V102H41ZM34 104H35V102H34ZM212 104H214V103H212ZM226 104V103H225ZM237 104V103H236ZM239 104H242V103H239ZM238 104V105H239ZM244 104H245V102H244ZM250 104V103H249ZM254 104V103H253ZM258 104V103H257ZM57 105V104H56ZM200 106H202L201 105V103L199 104ZM206 105V104H205ZM230 105V104H229ZM235 105V104H234ZM248 105V104H247ZM242 106H244V105H242ZM241 106V107H242ZM49 107V106H48ZM204 107V106H203ZM203 107H199V108H203ZM261 107V106H260ZM264 107V106H263ZM66 108H65V110H66ZM205 108L206 107H204V110H205ZM227 108V107H226ZM246 108V107H245ZM259 108V107H258ZM213 109V108H212ZM221 109V108H220ZM231 109V108H230ZM239 109H240V107H239ZM252 109V108H251ZM255 109V108H254ZM264 109V108H263ZM263 109H261V110H263ZM64 110V111H65ZM199 110H201V109H199ZM203 110V111H204ZM234 110V109H233ZM236 110V109H235ZM238 110V109H237ZM208 111V110H207ZM222 111V110H221ZM234 112V111H233ZM239 112V111H238ZM252 112H254V111H252ZM258 112V111H257ZM47 113V112H46ZM201 113H202V111H201ZM234 113H236V112H234ZM256 113V112H255ZM259 113V112H258ZM56 114V113H55ZM54 114V115H55ZM236 114H238V113H236ZM251 114V113H250ZM261 114V113H260ZM53 115V116H54ZM68 115V114H67ZM66 115V116H67ZM208 115V114H207ZM229 115V114H228ZM235 115V114H234ZM244 115V114H243ZM247 115V114H246ZM253 115V114H252ZM86 117L85 119H84V117ZM248 116H250V115H248ZM258 116V115H257ZM57 117H56V119H57ZM87 117H89V121L87 120ZM224 117V116H223ZM228 117V116H227ZM239 117H241V116H239ZM66 119H67V117H65ZM68 118H69V116H68ZM204 119H205V117H203ZM216 118V117H215ZM214 118V119H215ZM218 118V117H217ZM222 118V117H221ZM251 118V117H250ZM257 118V117H256ZM260 118V117H259ZM18 119H20L19 121H20V123L22 124V126L21 127H19L18 126V124H17V127H16V123H17V120ZM55 119V118H54ZM53 119V120H54ZM62 119H64V118H62ZM61 119V120H62ZM65 119V120H66ZM91 119V120H90ZM203 119V120H204ZM226 119V118H225ZM236 119V118H235ZM244 119V118H243ZM248 119V118H247ZM255 119V118H254ZM253 119V120H254ZM35 120V119H34ZM52 120V121H53ZM64 120V122H66ZM70 120V119H69ZM68 120V121H69ZM99 120H101V124H100V121ZM216 120V119H215ZM257 120V119H256ZM255 120V121H256ZM99 121V122H98ZM240 121V120H239ZM246 121V120H245ZM249 120H247V122H248ZM87 122H89V123H87ZM213 122H215V121H213ZM227 122H228V119H227ZM231 122V121H230ZM237 122V121H236ZM243 122V121H242ZM257 122V121H256ZM45 123H43V124H45ZM62 123H63V121H62ZM66 123H68V122H66ZM65 123V124H66ZM99 123V124H98ZM132 123V122H131ZM171 124L172 126H174V129H175V136L176 135H178L179 136V138H178V142H177V144L175 143H173L174 145H172V144H168V146L166 145V144H164L163 143V137H162V129H163V127L166 125V124ZM204 123V122H203ZM221 123V122H220ZM225 123H226V121H225ZM246 123V122H245ZM249 123V122H248ZM254 123V122H253ZM252 123V124H253ZM258 123V122H257ZM69 124V123H68ZM103 124V125H102ZM202 124V123H201ZM200 124V125H201ZM241 124H243L244 125V123H241ZM241 124L239 125V126H241ZM251 124V123H250ZM104 126V128L103 127H101L100 128V126ZM208 125V124H207ZM213 125V124H212ZM211 125V126H212ZM242 125V126H243ZM255 125H257L256 123H255ZM262 125V124H261ZM48 126V125H47ZM62 126V125H61ZM131 126H132V124H131ZM168 126H170V125H168ZM224 126V125H223ZM247 126V125H246ZM253 126V125H252ZM57 127V126H56ZM66 127V126H65ZM83 127V128H82ZM192 127V128H191ZM201 127V126H200ZM204 127V126H203ZM256 127V126H255ZM258 127V126H257ZM44 128H46V127H44ZM50 128V127H49ZM81 128L83 129V130H81ZM123 128V127H122ZM121 128V129H122ZM133 128V127H132ZM205 128V127H204ZM214 128V127H213ZM241 128V127H240ZM250 128V127H249ZM260 128H261V126H260ZM35 129V128H34ZM138 129V128H137ZM189 129V128H188ZM193 129V130H192ZM232 129V128H231ZM243 129V128H242ZM241 129V130H242ZM247 129V128H246ZM259 129V128H258ZM264 129V128H263ZM33 130V129H32ZM42 130V129H41ZM62 130H63V128H62ZM125 131H124V133L127 135L129 132H128V127H126L125 129H124ZM134 130V129H133ZM199 130H200V128H199ZM198 130V131H199ZM204 130V129H203ZM209 130V131H208ZM218 130V129H217ZM221 130V129H220ZM237 130V129H236ZM235 130V131H236ZM239 130V129H238ZM244 130V129H243ZM254 130V129H253ZM69 131V132H70ZM164 131H165V129H164ZM167 131H169V130H167ZM174 131V130H173ZM191 131H189L190 133H191ZM195 131H196V129H195ZM194 131V132H195ZM200 131H202V130H200ZM199 131V132H200ZM206 131H208V132H211V134H213L212 132L214 131L213 129H211L210 130V128L208 127L207 128V130L205 129V131H203V133L205 132L206 133ZM224 131V130H223ZM262 131V130H261ZM51 132V131H50ZM58 132V131H57ZM144 132V133H143ZM171 132V131H170ZM169 132V133H170ZM207 132V134L209 135V133ZM242 132V131H241ZM247 132V131H246ZM256 132H258V131H256ZM264 132V131H263ZM35 133V132H34ZM42 133V132H41ZM62 133V132H61ZM137 133V132H136ZM139 133V134H140ZM173 133V132H172ZM172 133H170V134H172ZM189 133V134H190ZM201 133V132H200ZM223 133V132H222ZM226 133V132H225ZM101 134L104 136H102L103 137V139H100V140H98L97 139V137L98 138H100L101 137ZM138 134V133H137ZM197 134V133H196ZM210 134V135H211ZM247 134V133H246ZM245 134V135H246ZM250 134H251V132H250ZM257 134V133H256ZM260 134V133H259ZM264 134V133H263ZM262 134V135H263ZM32 135V134H31ZM58 135V134H57ZM81 135H83V137L81 136ZM164 135V134H163ZM166 135V134H165ZM194 135V134H193ZM203 135V134H202ZM201 135V136H202ZM233 135V134H232ZM237 135V134H236ZM240 135V134H239ZM261 135V136H262ZM35 136H36V134H35ZM38 136V135H37ZM36 136V137H37ZM41 136H42V134H41ZM64 136V135H63ZM67 136V135H66ZM71 136H70V138L69 139H71ZM119 136V135H118ZM219 136H220V134H219ZM260 135H259V137H261ZM33 137H34V135H33ZM148 137V136H147ZM169 137H170V135H169ZM215 137H216V135H215ZM230 137V136H229ZM234 137V136H233ZM240 137V136H239ZM243 137V136H242ZM250 137V136H249ZM32 138V137H31ZM30 138V140H32ZM140 138V137H139ZM171 138V137H170ZM187 138V137H186ZM189 138V137H188ZM220 138H221V136H220ZM223 138V137H222ZM238 138V137H237ZM248 138V137H247ZM253 138V137H252ZM262 138V137H261ZM261 138H260V140H261ZM35 139H37V138H35ZM165 139V138H164ZM174 139V138H173ZM213 139V138H212ZM216 139V138H215ZM219 139V138H218ZM226 139V138H225ZM228 139V138H227ZM226 139V140H227ZM246 139V138H245ZM258 139V138H257ZM263 139V138H262ZM67 140V139H66ZM123 140V139H122ZM138 140V139H137ZM149 140V139H148ZM172 140V139H171ZM214 140V139H213ZM249 140V139H248ZM44 141V140H43ZM53 141V140H52ZM61 141V140H60ZM175 141H177V140H175ZM192 141H194V139L192 140ZM209 141V140H208ZM207 141V142H208ZM218 141V140H217ZM222 141H224L223 139H222ZM241 141V140H240ZM264 141V140H263ZM29 142V141H28ZM27 142V143H28ZM31 142H33V141H31ZM36 142V141H35ZM119 142V141H118ZM168 142V141H167ZM171 142V141H170ZM201 142H202V140H201ZM205 142V141H204ZM213 142V141H212ZM216 142V141H215ZM247 142V141H246ZM245 142V143H246ZM249 142V141H248ZM252 142H253V140H252ZM252 142H251V144H252ZM255 142H256V139H255ZM262 142V141H261ZM39 143V142H38ZM45 143V142H44ZM51 143V142H50ZM54 143V142H53ZM62 143H64V142H62ZM122 143V142H121ZM190 143V142H189ZM192 143V142H191ZM190 143V144H191ZM223 143V142H222ZM236 143V142H235ZM239 143V142H238ZM243 144H244V142H242ZM41 144L43 145V143L41 142ZM49 144V143H48ZM57 144H59V143H57ZM150 144H152V142L150 143ZM188 144V143H187ZM218 144H219V142H218ZM229 144H230V142H229ZM232 144V143H231ZM240 144V143H239ZM247 144V143H246ZM245 144V145H246ZM250 144V146L252 147L253 145H251ZM258 144V143H257ZM257 144L256 145H254V146H257ZM39 145H40V143H39ZM41 145V146H42ZM50 145V144H49ZM48 145V146H49ZM51 145H54V144H51ZM73 145V144H72ZM83 145H84V147H83ZM195 145V144H194ZM204 145H205V143H204ZM222 145V144H221ZM245 145H243V146H245ZM248 145V144H247ZM259 145H260V143H259ZM263 145H264V143H263ZM34 146V145H33ZM45 146V145H44ZM43 146V147H44ZM47 146V145H46ZM55 146V145H54ZM193 146V145H192ZM191 146V147H192ZM208 146V145H207ZM216 146V145H215ZM236 146V145H235ZM242 146V147H243ZM52 147V146H51ZM58 147V146H57ZM64 147V146H63ZM67 147V146H66ZM219 147V146H218ZM227 147V146H226ZM250 147V148H251ZM260 147H262V151H261V153L260 154H262L261 155V158L259 159L258 158V160H263L262 162L261 161H256V162H258L257 164H256V162L254 163L253 162V164L252 165H250L249 164V162H247L248 163V168L247 169H250L251 171H249V170H247V171H249L248 172V174H246L245 176H244V178L242 177V180H241V182L242 183H244L245 184V186H250V187H253L251 184L253 183L252 182V180H253V178H254V176L255 175H257V174H259V176H260V178H261V176H264V148H263V146H261L260 145ZM260 147L258 148V146H257V149H256V151L258 150V149H260ZM25 148V147H24ZM151 148V147H150ZM217 148V147H216ZM229 148V147H228ZM236 148V147H235ZM245 148V147H244ZM243 148V149H244ZM53 149V148H52ZM59 149V148H58ZM61 149V148H60ZM66 149V148H65ZM71 149V148H70ZM115 149V148H114ZM138 149H139V147H138ZM200 149V148H199ZM255 149V147L252 149V150H254ZM43 150V149H42ZM46 150V149H45ZM85 150V151H86ZM137 150V149H136ZM203 150H205V149H203ZM213 150V149H212ZM221 149H219V151H220ZM5 151V152H4ZM37 151V150H36ZM48 151V150H47ZM99 151V152H98ZM188 151H190L189 152V154L187 153ZM195 151V150H194ZM201 151V150H200ZM218 151V152H219ZM240 151V150H239ZM243 151V150H242ZM244 151H246V150H244ZM243 151V152H244ZM259 152H260V150H258ZM59 152V151H58ZM67 152V151H66ZM65 152V153H66ZM70 152V151H69ZM203 152V151H202ZM208 152H210V151H208ZM233 152H234V150H233ZM249 152V151H248ZM258 152V153H259ZM13 153V154H14ZM49 153V152H48ZM60 153V152H59ZM58 153V154H59ZM63 153V152H62ZM89 153V152H88ZM96 153V154H97ZM103 153V152H102ZM196 153V152H195ZM225 153V152H224ZM227 153V152H226ZM250 153H251V151H250ZM257 153V154H258ZM14 154V155H15ZM56 154V153H55ZM61 154V153H60ZM86 154H87V152H86ZM101 154V153H100ZM99 154V155H100ZM204 154V153H203ZM228 154V153H227ZM260 154H258V155H260ZM12 155V154H11ZM21 155H23V154H21ZM28 155V154H27ZM64 155V154H63ZM67 155V154H66ZM69 155V154H68ZM95 155V154H94ZM116 155V154H115ZM140 155V154H139ZM237 155V154H236ZM246 155H248V156H251L252 155V153H251V155H249V153L248 154H246ZM254 155H255V152H254ZM107 156V157H108ZM202 156H204V155H202ZM212 156V155H211ZM210 156V157H211ZM214 156V155H213ZM245 156V155H244ZM248 156H246V157H248ZM5 157V156H4ZM4 157H2V159H3V161H1L0 162V165H1V163H2V167H4L5 168V170H6V168H7V170H8V172L10 173V175H11V170H12V168H15V167H12V165H15L16 163H15V161L17 162V160H13L12 158H10L11 156H8V158L7 159H4ZM18 157H19V155H18ZM30 157V156H29ZM36 157V156H35ZM46 157V156H45ZM128 157V156H127ZM152 157H154L155 159H153ZM199 157V156H198ZM197 157V158H198ZM208 157V156H207ZM222 157V156H221ZM239 157V156H238ZM254 157V156H253ZM31 158V157H30ZM62 158H63V156H62ZM65 158V157H64ZM67 158V157H66ZM90 158V157H89ZM102 158V157H101ZM229 158V157H228ZM231 158V157H230ZM236 158V157H235ZM242 158V157H241ZM244 158V157H243ZM243 158L241 159V160H243ZM18 159V158H17ZM21 159V158H20ZM36 159V158H35ZM52 159V158H51ZM212 159V158H211ZM226 159V158H225ZM250 160H251V157L249 158ZM248 159V160H249ZM255 159H256V157H255ZM61 160V159H60ZM59 160V161H60ZM87 160V159H86ZM137 160V159H136ZM149 160V161H148ZM195 160V159H194ZM207 160V159H206ZM252 160H254V158L252 159ZM251 160V161H252ZM13 161H14V163L15 164H13ZM90 161V160H89ZM106 161H107V170L109 171H107V174L109 175V177H110V180H111V170H110V166H111V163L112 162H110L111 161V159L109 160L108 158L106 159ZM133 161V160H132ZM140 161V160H139ZM224 161V160H223ZM229 161V160H228ZM234 161V160H233ZM50 162V161H49ZM210 162V161H209ZM208 162V163H209ZM218 162H219V160H218ZM23 163V162H22ZM21 163V164H22ZM62 163H64V162H62ZM61 163V164H62ZM87 163H89L88 161H87ZM192 163V162H191ZM238 163V162H237ZM240 163H241V161H240ZM260 163V164H259ZM59 164V163H58ZM206 164V163H205ZM211 164V163H210ZM216 164V163H215ZM219 164H220V162H219ZM228 164V163H227ZM231 164H232V162H231ZM235 164V163H234ZM243 164H244V162H243ZM64 165H65V163H64ZM82 165V164H81ZM90 165H91V163H90ZM192 165V164H191ZM208 165V164H207ZM213 165V164H212ZM217 165H218V163H217ZM225 165V164H224ZM230 165V164H229ZM233 165V164H232ZM16 166V165H15ZM21 166V165H20ZM37 166V165H36ZM102 166V165H101ZM204 166V165H203ZM209 166H211V165H209ZM215 166V165H214ZM228 166V165H227ZM236 166H237V164H236ZM239 166V165H238ZM243 166V165H242ZM246 166V165H245ZM33 167V166H32ZM65 167H66V165H65ZM68 167V166H67ZM194 167V166H193ZM205 167H206V165H205ZM222 167V166H221ZM226 167V166H225ZM224 167V168H225ZM230 167V166H229ZM19 168V167H18ZM49 168V167H48ZM137 168V167H136ZM210 168V167H209ZM217 168V167H216ZM220 168V166L218 167V169ZM234 168H236V167H234ZM3 169V168H2ZM37 169V168H36ZM42 169H44V168H42ZM58 169V168H57ZM66 169V168H65ZM64 169V170H65ZM92 169H93V167H92ZM98 169V168H97ZM118 169V168H117ZM120 169V168H119ZM122 169H123V167H122ZM200 169V168H199ZM214 169V168H213ZM221 169V168H220ZM231 169H233V168H231ZM237 169V168H236ZM239 169L241 170V169H243L244 170V168H240L239 167ZM239 169H237V170H239ZM4 170V169H3ZM49 170V169H48ZM67 170V171H68ZM75 170V169H74ZM143 170V169H142ZM226 170V169H225ZM228 170V169H227ZM239 170V171H240ZM1 171V170H0ZM15 171H16V168H15ZM18 171V170H17ZM42 171V170H41ZM41 171H39V169L38 170H35V171H33L34 172V174L36 175L37 174V178L39 179V175H41ZM66 171V172H67ZM78 171V170H77ZM89 171V170H88ZM224 171V170H223ZM233 171V170H232ZM235 171V170H234ZM233 171V172H234ZM239 171H237V173L239 172ZM245 171V170H244ZM2 172V171H1ZM33 172H32V174H31V168H30V174L31 175H33ZM45 172V171H44ZM56 172V171H55ZM54 172V173H55ZM65 172V174H68V173H66ZM71 172H73V171H71ZM118 172V171H117ZM123 172V171H122ZM154 172V171H153ZM193 172V171H192ZM194 172H195V170H194ZM214 172H216V171H214ZM213 172V173H214ZM221 172V171H220ZM243 172V171H242ZM246 172V171H245ZM244 172V173H245ZM60 173V172H59ZM73 173H75V172H73ZM89 173H90V171H89ZM126 173V172H125ZM146 173V172H145ZM196 173V172H195ZM203 173V172H202ZM212 173V172H211ZM217 174H218V172H216ZM19 174V173H18ZM44 174V173H43ZM43 174H42V176H43ZM70 174V173H69ZM102 174V173H101ZM124 174V173H123ZM200 174V173H199ZM209 174V173H208ZM228 174V173H227ZM13 175V174H12ZM58 175V174H57ZM74 175V174H73ZM106 175V174H105ZM149 175H153V174H149ZM177 175V176H176ZM197 175V174H196ZM205 175V174H204ZM223 175V174H222ZM230 175V174H229ZM240 174H238V176H239ZM14 176H15V173H14ZM18 176V175H17ZM70 176V175H69ZM68 176V177H69ZM75 176V175H74ZM76 176H78L77 174H76ZM126 176V175H125ZM191 176H192V174H191ZM206 176V175H205ZM226 176H228V175H226ZM234 176H235V174H234ZM258 176V175H257ZM258 176V177H259ZM60 177V176H59ZM67 177V178H68ZM72 176H70L69 178H71ZM100 177V176H99ZM108 177V176H107ZM149 177V176H148ZM209 177H210V175H209ZM213 177V176H212ZM215 177V176H214ZM256 177V176H255ZM16 178V177H15ZM19 178V177H18ZM36 178V177H35ZM41 178V177H40ZM65 178V177H64ZM106 178V177H105ZM115 178V177H114ZM150 178V177H149ZM181 178H178V180L179 179H181ZM194 178V177H193ZM207 178V177H206ZM223 178V177H222ZM222 178H221V180H222ZM257 178V177H256ZM263 178V177H262ZM4 179V178H3ZM17 179V178H16ZM22 179V178H21ZM43 179V178H42ZM46 179V178H45ZM74 179V178H73ZM79 180H80V177L78 178ZM94 179V178H93ZM106 179H107V181H106ZM105 179V181H106V185H108L109 183H110V180L108 179V178H106ZM154 179H156V178H154ZM203 179V178H202ZM264 179V178H263ZM9 180V179H8ZM13 180V179H12ZM50 180V179H49ZM69 181L71 180L72 181V179H68ZM79 180H77V181H79ZM148 180H150V179H148ZM153 180V179H152ZM178 180H176L177 182H178ZM191 180V179H190ZM205 180H207V179H205ZM214 180V179H213ZM217 180V179H216ZM218 180H220V178L218 179ZM217 180V181H218ZM227 180V179H226ZM230 180H232V179H230ZM259 180V179H258ZM21 181V180H20ZM46 181V180H45ZM45 181H41V182H39V183H37L36 181H34L33 180V182L35 183V187H36V200H37V202H39V204H40V206H39V208L38 209H40L41 210V214L40 215H38L37 217H39V216H41L42 217V219H41V221H46L47 223H48V227H46L47 228V230L44 232V234L42 235V237H41V242H42V246H43V248H45V250H42V251H40V252H42V253H44V254H46L47 255V258L50 256H53L54 254H55V252H56V250L55 249H57V248H55V247H59L58 245H56L55 246V244H57L58 242H57V240H56V243L55 244H52V245H49L48 244V246H46V243H48L49 242V240H50V237L52 236V235H54V233H55V229H54V227H53V224H51V221H52V218H53V211H54V208H55V205H54V207L52 206V204H51V202H50V200L52 201L53 200V197L52 196H50L48 193H49V191L46 189V184H47V182H45ZM68 181V182H69ZM70 181V183L72 184V182ZM74 181H76V180H74ZM77 181L75 182V183H73V184H76L77 183ZM89 181V180H88ZM146 181V180H145ZM151 181V180H150ZM157 181V182H158ZM180 182H181V180H179ZM208 181H209V183H210V180L208 179ZM207 181V182H208ZM239 181H240V178H239ZM260 181V180H259ZM7 182V181H6ZM9 183H10V186L8 185V187H9V189L8 188H3V189H1L0 190V251H1V248H2V246H3V242L5 241L4 240V238L6 237V232L8 231V227H9V229L11 228L12 230H14L13 229V227L14 226H12V225H10L9 224V221L10 220H12V222H14L15 221V218H13V217H16L17 216V220L16 221H18V224H15V222H14V224L15 225H18V228H19V226H20V229H21V225H23V226H25V228L27 227L28 229H29V231H30V234H29V231L26 229H22V231H23V233H22V236H23V234L25 233V231H28V235L26 234L25 236H28L29 238H30V240H31V227H32V224H31V218H29V216H28V218H27V210H26V203L25 202H23V200L22 201H18V199L17 198H15V192H13L14 191V189H13V187H14V182H15V180H14V182H10V180L8 181ZM24 182V181H23ZM49 182V181H48ZM64 182V181H63ZM80 182H82L81 180H80ZM96 182V181H95ZM94 182V183H95ZM213 182H216V181H213ZM222 182V181H221ZM223 182H224V180H223ZM226 182V181H225ZM230 182V181H229ZM236 182H237V180H236ZM240 182V183H241ZM263 182V181H262ZM15 183H17V182H15ZM208 183V184H209ZM231 183V182H230ZM28 184V183H27ZM79 184V183H78ZM218 184H219V182H218ZM221 184V183H220ZM219 184V185H220ZM235 184V183H234ZM244 184H242V185H244ZM259 184V183H258ZM264 184V183H263ZM4 185V184H3ZM2 185V186H3ZM6 185V184H5ZM5 185H4V187H5ZM6 185V186H7ZM19 185V184H18ZM51 185V184H50ZM66 185V184H65ZM113 185V184H112ZM121 185V184H120ZM130 185V184H129ZM148 185V184H147ZM207 184H206V181H205V186H206ZM211 184H209V186H210ZM236 185H237V183H236ZM127 186V185H126ZM164 186V185H163ZM204 186V185H203ZM215 186V185H214ZM222 186V185H221ZM224 186V185H223ZM232 186V185H231ZM256 186V185H255ZM1 187V186H0ZM27 187V186H26ZM100 187V186H99ZM115 187V186H114ZM182 187V186H181ZM207 187V186H206ZM226 187V186H225ZM235 187V186H234ZM240 188H241V186H239ZM238 187V188H239ZM264 187V186H263ZM15 188H16V186H15ZM33 188H34V186H33ZM32 188V189H33ZM90 188V187H89ZM111 188V187H110ZM151 188V187H150ZM157 188V187H156ZM155 187H154V189H156ZM188 188V187H187ZM216 188V187H215ZM229 188V187H228ZM247 188V187H246ZM255 188V187H254ZM257 188V187H256ZM23 189V188H22ZM25 190H26V188H24ZM30 189V188H29ZM92 189V188H91ZM121 189V188H120ZM169 189V188H168ZM235 189V188H234ZM244 189V188H243ZM258 190H257V192H254L253 190H252V188H250V190H246V191H244L245 193L244 194H242V195H240V196H238V201H237V203H236V205H235V207H237V210H236V212H238L236 215H240L241 217V220L243 221V222H241L240 220V222H238V225H241L243 228H244V231H243V229H241L244 233H245V235L244 234H242V235H244V236H246V238H244L243 237V239H241V240H239V242L237 241L236 242V244L238 243L239 244V246H237V247H239V249H240V251H242L243 253H244V255L245 254H247V255H249L250 257V260H251V263H253V264H264V260L262 259L263 257L261 256V255H259V253H264V232L262 233V228H264V217L262 216L263 215V213L262 212H264V195H260V194H263V193H261V192H264V191H262V188L260 187V189H261V191L260 192H258L259 191V187L257 188ZM264 189V188H263ZM13 190V191H12ZM16 190H18V189H16ZM82 190V189H81ZM136 190V189H135ZM139 190H141V189H139ZM153 190V189H152ZM162 190H165V189H162ZM182 190H184V189H182ZM195 190V189H194ZM210 190V189H209ZM211 190H212V188H211ZM226 190H228V189H226ZM233 190V189H232ZM231 190V191H232ZM255 190V189H254ZM91 191V190H90ZM142 191V190H141ZM207 191V190H206ZM221 191V190H220ZM89 192V191H88ZM88 192H87V194H88ZM95 193H96V191H94ZM99 192V191H98ZM142 192H144V191H142ZM177 192V191H176ZM187 192H188V190H187ZM191 192V191H190ZM208 192V191H207ZM17 193H18V191H17ZM134 193V192H133ZM171 193V192H170ZM216 193V192H215ZM227 193V192H226ZM226 193H225V195H226ZM241 193V192H240ZM258 193V194H257ZM31 194V193H30ZM35 194V193H34ZM78 194V193H77ZM117 194V193H116ZM128 194V193H127ZM137 194H139V193H137ZM136 194V195H137ZM146 194V193H145ZM144 194V195H145ZM158 194V193H157ZM156 194V195H157ZM181 194H182V192H181ZM194 194V193H193ZM211 194V193H210ZM218 194V193H217ZM237 194H238V192H237ZM29 195V194H28ZM96 195V194H95ZM132 195V194H131ZM174 195V194H173ZM180 195V194H179ZM207 195V194H206ZM229 195V194H228ZM232 195V194H231ZM85 196V195H84ZM89 196V195H88ZM117 196V195H116ZM129 196V195H128ZM139 196V195H138ZM163 196V195H162ZM168 196V195H167ZM181 196V195H180ZM180 196H179V198H180ZM208 196V195H207ZM22 197V196H21ZM29 197V196H28ZM75 197V196H74ZM87 197V196H86ZM94 197V196H93ZM133 197V196H132ZM146 197V196H145ZM176 197V196H175ZM190 197V196H189ZM189 197H188V199H189ZM210 197V196H209ZM231 197V196H230ZM78 198V197H77ZM121 198V197H120ZM155 198V197H154ZM166 198V197H165ZM181 198H182V196H181ZM207 198V197H206ZM213 198V197H212ZM211 198V199H212ZM223 198V197H222ZM25 199V198H24ZM32 199V198H31ZM81 199V198H80ZM126 199V198H125ZM131 199V198H130ZM142 199V198H141ZM159 199V198H158ZM157 199V200H158ZM174 199V198H173ZM182 199H184V198H182ZM193 199V198H192ZM207 199H209V198H207ZM206 199V200H207ZM27 200V199H26ZM25 200V201H26ZM65 200V199H64ZM85 200V199H84ZM102 200V199H101ZM108 200H111V198L110 199H108ZM132 200V199H131ZM136 200V199H135ZM191 200V199H190ZM232 200V199H231ZM30 201V200H29ZM71 201V200H70ZM96 201V200H95ZM152 201H153V199H152ZM173 201V200H172ZM182 201V200H181ZM223 201H225V199L223 200ZM27 202V201H26ZM75 202V201H74ZM88 202V201H87ZM91 202V201H90ZM97 202V201H96ZM125 202V201H124ZM139 202V201H138ZM180 202V201H179ZM185 202V201H184ZM188 202H190V201H188ZM187 202V203H188ZM208 202V201H207ZM89 203V202H88ZM102 203V202H101ZM105 203V202H104ZM112 203V202H111ZM171 203V202H170ZM186 203V204H187ZM191 203H193V202H191ZM211 203V202H210ZM214 203V202H213ZM223 203H225V202H223ZM226 203H227V201H226ZM38 204V205H39ZM86 204V203H85ZM107 204V203H106ZM109 204V203H108ZM126 204V203H125ZM185 204V203H184ZM202 204V203H201ZM215 204V203H214ZM213 204V205H214ZM217 204V203H216ZM229 204V203H228ZM56 205H58V208H60V207H62L63 205H64V202L63 201H60V202H58ZM123 205V204H122ZM134 205V204H133ZM142 205V204H141ZM173 205V204H172ZM198 205V204H197ZM210 204H208V206H209ZM35 206V205H34ZM65 206V205H64ZM63 206V208L65 209V207L67 206H65L64 207ZM70 205H68L67 207H69ZM132 206V205H131ZM145 206V205H144ZM168 206V205H167ZM167 206H165L164 205V207L166 208ZM199 206V205H198ZM212 206V205H211ZM215 206V205H214ZM223 206V205H222ZM233 206V205H232ZM70 207H72V206H70ZM100 207V206H99ZM127 207H129V205L127 206ZM133 207V206H132ZM159 207V206H158ZM161 207H162V205H161ZM177 207V206H176ZM175 207V208H176ZM188 207V206H187ZM190 207V206H189ZM210 207V206H209ZM234 207V206H233ZM234 207V208H235ZM29 208V207H28ZM57 208V207H56ZM74 208H76V207H74ZM153 208V207H152ZM205 208V207H204ZM208 208V207H207ZM219 208H221V207H219ZM224 208V207H223ZM232 208V207H231ZM63 209V210H64ZM71 209V208H70ZM73 209V208H72ZM91 209H93V208H91ZM110 209V208H109ZM132 209V208H131ZM194 209V208H193ZM222 209V208H221ZM59 210H61V209H59ZM66 210V209H65ZM74 210V209H73ZM82 210V209H81ZM126 210V209H125ZM130 210V209H129ZM142 210V209H141ZM145 210V209H144ZM147 210V209H146ZM176 210V209H175ZM192 210V209H191ZM196 210V209H195ZM207 210V209H206ZM211 210V209H210ZM57 211V210H56ZM77 211V210H76ZM90 211V210H89ZM93 211H95V210H93ZM119 211V210H118ZM131 211V210H130ZM136 211V210H135ZM138 211V210H137ZM153 211V210H152ZM154 211H156L157 212V210H154ZM166 211V210H165ZM193 211V210H192ZM230 211V210H229ZM29 212V211H28ZM37 212H39V211H37ZM59 212H61V211H59ZM67 212V211H66ZM70 212V211H69ZM101 212V211H100ZM114 212V211H113ZM116 212V211H115ZM146 212V211H145ZM163 212V211H162ZM161 212V213H162ZM167 212H169V208H168V210H167ZM187 212V211H186ZM248 212V213H247ZM68 213V212H67ZM102 213V212H101ZM117 213V212H116ZM132 213V212H131ZM159 213V212H158ZM172 213V212H171ZM174 213V212H173ZM177 213V212H176ZM190 213V212H189ZM216 213V212H215ZM229 213V212H228ZM234 213V212H233ZM246 213L248 214V215H246ZM36 214V213H35ZM38 214V213H37ZM36 214V215H37ZM71 214H72V211H71ZM92 214H93V212H92ZM91 214V215H92ZM122 214V213H121ZM145 214V213H144ZM201 214V213H200ZM213 214V213H212ZM218 214V213H217ZM94 215V214H93ZM123 215V214H122ZM122 215H121V217H122ZM138 215V214H137ZM150 215V214H149ZM164 215V214H163ZM166 215V214H165ZM167 215H169V214H167ZM186 215V214H185ZM192 215V214H191ZM225 215V214H224ZM231 215V214H230ZM233 215V214H232ZM31 216V215H30ZM113 216V215H112ZM115 216V215H114ZM125 216V215H124ZM160 216V214L158 215V217ZM169 216H171V215H169ZM203 216H204V214H203ZM206 216V215H205ZM217 216V215H216ZM234 216H235V214H234ZM244 216V217H243ZM87 217V216H86ZM89 217H90V215H89ZM92 217V216H91ZM106 217V216H105ZM134 217V216H133ZM164 217V216H163ZM166 217L167 216H165V219H166ZM172 217V216H171ZM175 217V216H174ZM193 217V216H192ZM218 217V216H217ZM225 217V216H224ZM223 217V218H224ZM227 217V216H226ZM69 218V217H68ZM83 218V217H82ZM94 218V217H93ZM103 218V217H102ZM128 218V217H127ZM173 218V217H172ZM178 218V217H177ZM176 218V219H177ZM181 218V217H180ZM183 218V217H182ZM201 218V217H200ZM206 218V217H205ZM207 218H208V216H207ZM222 218V217H221ZM236 218H237V216H236ZM30 220V223H29V220ZM38 219H40V217L38 218ZM60 219V218H59ZM63 219V218H62ZM65 219V218H64ZM117 218H115V220H116ZM144 219V218H143ZM152 219V218H151ZM154 219V218H153ZM161 219V218H160ZM210 219V218H209ZM228 219H229V217H228ZM239 219V218H238ZM61 220V219H60ZM104 220V219H103ZM118 220V219H117ZM125 220V219H124ZM127 220V219H126ZM149 220V219H148ZM157 221H158V219H156ZM171 220V219H170ZM169 220V221H170ZM199 220V219H198ZM206 220V219H205ZM212 220V219H211ZM215 220V219H214ZM223 220V219H222ZM54 221V220H53ZM94 221V220H93ZM113 221H114V219H113ZM123 221V220H122ZM147 221V220H146ZM145 221V222H146ZM149 221H151V220H149ZM168 221V220H167ZM185 221V220H184ZM225 221H226V218H225ZM225 221H224V223H225ZM228 221H230V220H228ZM233 221V220H232ZM84 222V221H83ZM148 222V221H147ZM164 222V221H163ZM195 222V221H194ZM193 222V223H194ZM209 222H210V220H209ZM236 222V221H235ZM250 222V223H249ZM11 223V222H10ZM44 223V222H43ZM55 223V222H54ZM91 223V222H90ZM105 223V222H104ZM111 223V222H110ZM115 223H116V221H115ZM120 223V222H119ZM137 223V222H136ZM136 223H135V226H136ZM144 223V222H143ZM167 223H169V222H167ZM174 223V222H173ZM180 223V222H179ZM204 223V222H203ZM206 223V222H205ZM211 223V222H210ZM227 223V222H226ZM251 224V225H249V226H251V228L250 229H247V227L245 226L246 224ZM13 224V225H14ZM59 224V223H58ZM94 224V223H93ZM121 224V223H120ZM127 224V223H126ZM153 224H155V223H153ZM182 224V223H181ZM209 224V223H208ZM211 224H213V223H211ZM220 224V223H219ZM229 224V223H228ZM247 224V225H248ZM162 225V224H161ZM171 225V224H170ZM173 225V224H172ZM179 225V224H178ZM185 225V224H184ZM207 225V224H206ZM223 225V224H222ZM225 225V224H224ZM232 225V224H231ZM237 225V226H238ZM59 226V225H58ZM57 226V227H58ZM94 226V225H93ZM110 226V225H109ZM149 226H150V224H149ZM183 226V225H182ZM210 226V225H209ZM214 226V225H213ZM218 226V225H217ZM221 226V225H220ZM233 226V225H232ZM231 226V227H232ZM98 227H100V224H99V226ZM106 227H107V225H106ZM118 227V226H117ZM157 227V226H156ZM194 227H196V226H194ZM246 227V228H245ZM16 228V227H15ZM42 228V227H41ZM68 228V227H67ZM91 228V227H90ZM116 228V227H115ZM122 228V227H121ZM173 228V227H172ZM200 228V227H199ZM203 228V227H202ZM208 228V227H207ZM249 228V227H248ZM19 229V230H20ZM36 229V228H35ZM194 229V228H193ZM209 229V228H208ZM221 229V228H220ZM226 229V228H225ZM233 229V228H232ZM236 229V228H235ZM18 230V231H19ZM57 230V229H56ZM60 230V229H59ZM62 230V229H61ZM109 230V229H108ZM136 230V229H135ZM165 230V229H164ZM169 230V229H168ZM229 230V229H228ZM237 230V229H236ZM239 230V229H238ZM237 230V231H238ZM16 231V230H15ZM14 231V232H15ZM21 231V232H22ZM104 231V230H103ZM107 231V230H106ZM115 231V230H114ZM171 231L172 230H170L169 232L171 233ZM174 231H176V230H174ZM204 231V230H203ZM209 231V230H208ZM217 231V230H216ZM232 231V230H231ZM264 231V230H263ZM9 232V231H8ZM33 232L36 234V233H39V231L38 230H34L33 229ZM42 232V231H41ZM70 232V231H69ZM76 232V231H75ZM81 232V231H80ZM109 232H110V230H109ZM116 232V231H115ZM141 232H142V230H141ZM184 232V231H183ZM220 232V231H219ZM225 232V231H224ZM234 232H236V231H234ZM240 232V231H239ZM20 233V232H19ZM72 233V232H71ZM84 233H86V232H84ZM123 233V232H122ZM135 233V232H134ZM145 233V232H144ZM168 233V232H167ZM166 233V234H167ZM181 233V232H180ZM179 233V234H180ZM202 233V232H201ZM210 233H211V231H210ZM221 233V232H220ZM242 233V232H241ZM34 234V235H35ZM64 234V233H63ZM66 234V233H65ZM78 234V233H77ZM172 234H173V232H172ZM172 234H171V236H172ZM214 234V233H213ZM212 234V235H213ZM227 234V233H226ZM238 234V233H237ZM18 235V234H17ZM57 235V234H56ZM74 235V234H73ZM85 235V234H84ZM107 235V234H106ZM154 235V234H153ZM156 235V234H155ZM154 235V236H155ZM160 235V234H159ZM174 235V234H173ZM190 235H193V234H190ZM240 235V234H239ZM239 235H237V236H239ZM241 235V236H242ZM20 236V235H19ZM24 236V237H25ZM67 236V235H66ZM99 236V235H98ZM112 236V235H111ZM110 236V237H111ZM158 235H156L155 237H157ZM161 236V235H160ZM169 236V235H168ZM180 236V235H179ZM194 236V235H193ZM204 236V235H203ZM230 236H231V234H230ZM235 236V235H234ZM12 237V236H11ZM23 237V238H24ZM170 237V236H169ZM216 237V236H215ZM221 237V236H220ZM225 237H227V236H225ZM27 238V237H26ZM26 238H24V239H26ZM28 238V239H29ZM66 238V237H65ZM79 238V237H78ZM77 238V239H78ZM97 238V237H96ZM115 238V237H114ZM117 238V237H116ZM140 238V237H139ZM158 238H160L159 236H158ZM157 238V239H158ZM167 238V237H166ZM176 238V237H175ZM174 238V239H175ZM177 238H179V237H177ZM176 238V239H177ZM185 238V237H184ZM201 238V237H200ZM199 238V239H200ZM222 238V237H221ZM229 238V237H228ZM230 238H232V239H234L233 237H230ZM239 239L241 238V237H238ZM21 239H22V237H21ZM27 239V240H28ZM132 239V238H131ZM137 239V238H136ZM142 239V238H141ZM145 239V238H144ZM156 239V240H157ZM189 239V238H188ZM214 239V238H213ZM213 239H212V242H210V240H208L209 242L208 243H206V245H205V247L207 246L208 247V249H206V250H209V249H211V246H212V244H214L213 243ZM27 240H26V243L27 244H29V242H27ZM84 240V239H83ZM93 240V239H92ZM99 240V239H98ZM110 240V239H109ZM121 240V239H120ZM162 240V239H161ZM165 240V239H164ZM169 240H170V238H169ZM185 240V239H184ZM201 240V239H200ZM18 241H20V240H18ZM29 241V240H28ZM53 241V240H52ZM69 241V240H68ZM72 241V240H71ZM89 241V240H88ZM108 241V240H107ZM118 241V240H117ZM146 241V240H145ZM170 241H172V240H170ZM174 241V240H173ZM217 241H219V240H217ZM216 241V242H217ZM226 241V240H225ZM231 241V240H230ZM81 242V241H80ZM123 242V241H122ZM160 242V241H159ZM167 242H169V241H166V243ZM175 242V241H174ZM215 242V244L217 245V243ZM18 243V242H17ZM21 243V242H20ZM25 243V242H24ZM25 243V244H26ZM77 243V242H76ZM86 243V242H85ZM103 243V242H102ZM125 243V242H124ZM142 243V242H141ZM163 243L165 244V241H163ZM219 243V242H218ZM226 243V242H225ZM224 243V244H225ZM25 244H24V246H25ZM27 244H26V247L27 248H29L28 246L29 245H31V244H33V242L31 243V244H29L28 246H27ZM69 244V243H68ZM99 244V243H98ZM118 244V243H117ZM145 244V243H144ZM163 244V245H164ZM168 244V243H167ZM166 244V245H167ZM169 244H171V243H169ZM176 243H174V244H172V245H175ZM180 244V243H179ZM220 244V243H219ZM223 244V243H222ZM231 244V243H230ZM237 244V245H238ZM20 245V244H19ZM23 245V244H22ZM83 245V244H82ZM95 245V244H94ZM107 245V244H106ZM125 245V244H124ZM163 245H161L162 247H163ZM166 245L164 246L165 248H169L170 246H167L166 247ZM181 245V244H180ZM187 245H188V243H187ZM199 245V244H198ZM215 245V246H216ZM23 246V247H24ZM96 246V245H95ZM99 246V245H98ZM142 246V245H141ZM150 246V245H149ZM194 246V245H193ZM218 246V245H217ZM236 246V245H235ZM128 247V246H127ZM131 247V246H130ZM144 247V246H143ZM142 247V248H143ZM213 247V246H212ZM223 247V246H222ZM226 247V246H225ZM229 247V246H228ZM123 248V247H122ZM150 248V247H149ZM193 248V247H192ZM215 248V247H214ZM227 248V247H226ZM236 248V247H235ZM19 249V248H18ZM24 249H26V248H24ZM23 249V250H24ZM30 249H31V247L29 248V252H30ZM72 249V248H71ZM80 249V248H79ZM107 249V248H106ZM131 249H133V248H131ZM146 248L144 247V250H145ZM151 249H153V248H151ZM171 249V248H170ZM173 250H174V248H172ZM171 249V250H172ZM196 249V248H195ZM217 249V248H216ZM221 249V248H220ZM238 249V248H237ZM236 249V250H237ZM4 250H5V248H4ZM27 250V249H26ZM26 250H24L25 251V254H27L26 253ZM32 250V249H31ZM113 250V249H112ZM129 250V249H128ZM166 250V249H165ZM167 250H169V249H167ZM200 250H201V248H200ZM214 250V249H213ZM225 250V249H224ZM230 250H232V249H230ZM234 250V249H233ZM35 251V250H34ZM58 251V250H57ZM75 251H77V250H75ZM87 251V250H86ZM105 251V250H104ZM122 251H124V250H122ZM126 251V250H125ZM170 251V250H169ZM216 251V250H215ZM235 251V250H234ZM258 251H261V252H259L258 253ZM14 252H16V251H14ZM81 252V251H80ZM114 252H115V248H114ZM132 252V251H131ZM130 252V253H131ZM137 252V251H136ZM154 252V251H153ZM165 253H166V251H164ZM187 252V251H186ZM192 252V251H191ZM217 252V251H216ZM222 252V251H221ZM230 252V251H229ZM229 252H228V254H229ZM78 253V252H77ZM84 253V252H83ZM86 253V252H85ZM88 253V252H87ZM165 253H162L163 254V257L165 258V257H167V259H165V260H163L162 262H163V264H175L176 263V259L177 258H179L178 257V255H175L177 252H173V254L172 255H170V254H168V255H166ZM167 253H169V252H167ZM182 253V252H181ZM217 253H219V252H217ZM226 253V252H225ZM230 253H232V252H230ZM240 253V252H239ZM243 253H241V254H243ZM123 254V253H122ZM139 254V253H138ZM164 254H165V256H164ZM178 254V253H177ZM187 254V253H186ZM201 254H202V252H201ZM214 254H216V253H214ZM222 254H224V253H222ZM227 254V255H228ZM233 254V253H232ZM234 254H235V252H234ZM238 254V253H237ZM257 254L259 255V258H258V256H257ZM18 255V254H17ZM17 255H15V257L17 256ZM29 255V254H28ZM34 255V254H33ZM82 255H85V254H82ZM109 255V254H108ZM145 255V254H144ZM147 255V254H146ZM151 255V254H150ZM206 255H207V253H206ZM25 255L23 254V256L22 257H24ZM27 256V255H26ZM142 256V255H141ZM179 256H181V255H179ZM216 255H214V257H215ZM223 256V255H222ZM237 256V255H236ZM264 256V255H263ZM56 257V256H55ZM97 257V256H96ZM117 258H119L118 256H116ZM140 257V256H139ZM183 256H181V258H182ZM203 257V256H202ZM217 257V256H216ZM245 257H248V256H246L245 255ZM260 257H261V259H260ZM26 257H24V259H25ZM41 258V257H40ZM40 258H39V260H40ZM87 258V257H86ZM98 258H101V257H98ZM105 258V257H104ZM112 258V257H111ZM110 258V259H111ZM163 258V259H164ZM192 258V257H191ZM201 258V257H200ZM204 258V257H203ZM206 258V257H205ZM212 258V257H211ZM224 258V257H223ZM222 258V259H223ZM230 258H232V257H228V259H230ZM243 258V257H242ZM14 259V256H13V258H12V260ZM23 259V258H22ZM24 259L22 260V261H24ZM114 259V258H113ZM149 259V258H148ZM158 259V258H157ZM213 259V258H212ZM227 258H226V260H228ZM233 259V258H232ZM28 264H31V253H30V255H29V257H28ZM43 260V259H42ZM53 260V259H52ZM52 260H50V261H52ZM80 260V259H79ZM83 260V259H82ZM99 260V259H98ZM138 260V259H137ZM141 260V259H140ZM139 260V261H140ZM199 260V259H198ZM234 260H235V257H234ZM236 260H237V258H236ZM242 260V259H241ZM240 260V261H241ZM244 260V259H243ZM243 260H242V262H243ZM250 260H248V261H250ZM4 261V260H3ZM6 261V260H5ZM4 261V262H5ZM11 261V260H10ZM14 261V260H13ZM13 261H11V262H13ZM15 261H16V258H15ZM20 262H18V264H20L21 263V260H19ZM33 261H34V259L32 260V263H33ZM78 261V260H77ZM115 261V260H114ZM150 261V260H149ZM161 261V260H160ZM212 261V260H211ZM214 261H215V259H214ZM220 261V260H219ZM231 261V260H230ZM229 261V262H230ZM239 261V262H240ZM0 262H2L1 261V254H0ZM10 262V263H11ZM62 262V261H61ZM102 262V261H101ZM109 262V261H108ZM112 262V261H111ZM119 262V261H118ZM126 262V261H125ZM147 262H148V260H147ZM151 262V261H150ZM162 262L160 263V264H162ZM196 262V261H195ZM202 262H203V260H202ZM223 262V261H222ZM234 262V261H233ZM233 262H231L232 264H233ZM245 262V261H244ZM3 263V262H2ZM9 263V264H10ZM22 263H24V262H22ZM27 263V262H26ZM39 263V262H38ZM43 263H45V262H43ZM56 263V262H55ZM83 263V262H82ZM120 263V262H119ZM153 263V262H152ZM201 263V262H200ZM206 263V262H205ZM215 263V262H214ZM226 263H227V261H226ZM248 263V262H247ZM5 264V263H4ZM11 264H13V263H11ZM14 264H15V262H14ZM25 264V263H24ZM41 264H42V262H41ZM47 264V263H46ZM75 264H76V262H75ZM127 264V263H126ZM132 264V263H131ZM147 264V263H146ZM204 264V263H203ZM209 264H211V263H209ZM223 264V263H222ZM225 264V263H224ZM230 264V263H229ZM240 264V263H239ZM242 264V263H241ZM248 264H250V263H248Z\"/></svg>",
	"mask_w": 264,
	"mask_h": 264
}]
</instances>
